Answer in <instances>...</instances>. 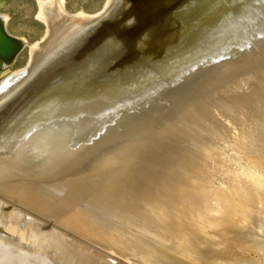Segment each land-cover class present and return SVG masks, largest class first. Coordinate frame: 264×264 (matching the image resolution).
Masks as SVG:
<instances>
[{
  "label": "rangeland",
  "instance_id": "rangeland-1",
  "mask_svg": "<svg viewBox=\"0 0 264 264\" xmlns=\"http://www.w3.org/2000/svg\"><path fill=\"white\" fill-rule=\"evenodd\" d=\"M126 1L127 0H0V32H3L4 35L6 34V37L9 38L10 41L11 40L13 41V45L16 44V47L14 46L15 48L14 47H13L14 49L12 48L14 50V52H12V53L8 52V54L1 52V54H0V101L3 103L2 105H4V102H6V99L10 100L12 103V105H11V103L9 101H7L6 103H8V104H6V106H3V108H2V105L0 104L1 105L0 108H2V109H0V111H2L3 109L5 110L6 107L9 108V107H12L14 105L20 104L19 105L20 108L18 109V111L16 113H12L14 115L11 114L12 117L8 118L9 121L7 120V121H4L3 123L0 124V128L5 124L4 125L5 128L4 127L1 128V131H3L4 129L7 128L6 127L7 122L9 124V125H7L8 128L3 131L4 133H5V131H7L6 132L7 134L1 135L3 132L0 133V135H1L0 136V142L1 143H11V147L14 148V146H16V144L18 142H20L22 140V138H24L26 136V134H32V133L35 135H33L34 137L32 136L31 142L35 143L38 141H44L47 138V136L44 137L43 132L41 131V128L43 126H46L48 123H51V124H53L54 122L56 123V121L59 120L58 118H60V119L64 118L65 116H67L68 113L72 114V112L71 113L69 112L70 111V109H69L70 105H68L69 104L68 102H70L71 99H70V101H66L67 97H68L67 95L69 93L75 94V93H73L75 91V87H73L74 88V91H73L72 86H71V90L73 92L69 89L70 85L72 84L71 80L74 81V80H76L75 78L81 77V75L89 72V74L87 73L86 75H88V78L91 80L90 81L91 82L90 85H91L92 83H94L96 78L98 76H100V74L97 73V70L99 69L101 71L102 68L103 69L105 67L107 68V66L103 65V63L101 65L103 67L100 66L101 63H99L100 62L99 60H101V59L93 60V62L95 63L94 64L92 62V59L88 58V54H86V55L81 57V66L75 68L73 72H72L73 69L70 68V67H72V65L67 67V68H70L68 70L65 67V70L62 71L65 73H62L61 71L58 72V74L60 73L61 76H59L57 74H55V76H53V77L51 76L52 80L54 79V81L45 77V76H47L48 68L54 63V60L57 59V57L58 58L63 57V56L72 57V54H73L72 45H73V43H76L74 41L76 39H78V37L80 35H83V34H86L90 31H92L94 29V27L96 26V24L92 25V23H96L98 20L100 21V18L102 19L104 15L110 16L111 14H113V12L117 11L118 8L126 7L127 6V4L125 3ZM215 1H213V0L209 1L210 5L213 9L209 12V14L205 18L198 20V25L197 24L194 25V29H198L202 25L207 26V21L210 19V17H217L219 20H226L227 19L229 21V24L227 26V31L219 33L220 39L221 38L222 39L219 43L220 47L216 51H215V49L218 46L216 48H213L212 51L206 50L203 53H199V51H194V50H196V47L199 48L198 45H196V47H193V48L191 47V49L187 48V49H185V51H182L176 45L169 47V48H165L162 45L158 44L157 42L153 43L155 45V47L153 45H149L148 43L147 44L145 43V45H147L148 47H151V49H152L151 50L152 52L149 55V58H152L153 60H158V58H160V57H167V56H169L170 60H173V57H181L180 55H182L183 52H184V54L182 56H185V58H186V59H182L185 61L184 65H181V66L175 65L176 71L174 69L173 71H170L169 73L164 75L165 77L160 76V79L155 81L153 84L148 85L147 87L146 86L145 87H141V86L138 87V86H136V84H139L142 81L141 80L142 77H145L146 74H148L149 72H153V69H154L153 67H149V68L148 67H136L134 69L129 70L127 68V66L129 64L126 63L124 60L121 63L122 66L119 70L114 68V70L111 73H108V72H107V74H105V72L101 73V74H104V75H101L102 81L106 82V84L104 83L103 86L106 89V96L105 97L108 99V103H107L108 104V106H107L108 110L104 113H101V114L99 112L98 113L94 112L91 115V118H90V121H91L90 133L91 134L88 135V138H87L88 141L84 140V142H83V140H82L83 145L82 144L81 145L84 148L81 147L82 149L80 152H82V150L85 152L86 150H84V149L88 150L89 147L92 146L93 142H95V144H97L99 146L100 145L103 146L102 148H104L106 150H107V148H109V146L110 147L114 146L113 148L116 147L117 150L120 148L122 149V147H123L122 155L124 154L127 157L130 155H132V156H136V154L139 155V160L141 159V161H140L141 163H140V165L139 164L136 165L138 167V169L132 170L134 172L131 174L120 175V177L118 179L112 180L113 174H111V173H112L113 169L115 172L116 171L115 169H118L121 165V164H119L121 162H118L119 159H117L115 156V152H106V150L105 151L103 150L101 157H99V156H93V154H95L96 152H94V150H92L91 151L92 153H90V154H92L91 156L85 157V158L82 157L80 159L81 162L78 161V163L73 165V167L69 171H67V173H64V175H62V177L64 179H62V177H60V178L57 177L56 178L57 182L55 181V179H54V181H53V179H50L48 182L40 181L41 184H39L40 179L37 178L38 174H35V173L32 174L31 173V175L30 174L23 175L24 177L19 176L21 178H19L18 176L17 177L15 176V177L11 178L12 181L11 180L9 181L10 182L9 185L3 187L4 189H2V191H3V193L6 192L5 193L6 196L4 194L0 193V202H1L0 205L2 208H4L5 213L9 215V216L8 215L7 216L10 218H13V219L16 218V220H13V221L22 222L20 225L21 229H23L24 226H26L23 224H28L29 226L27 225L26 227H29L32 230H34V232L31 233V229H29V231H27V234H25V238H24V236L21 237L22 241L20 239L18 241V239H14V235L9 236L8 234H7V236L9 237V240H6L5 237H3L4 241L0 239L3 243L6 242V244L8 245V247L10 249H14L13 247H16V245L18 246V248L20 246L22 249H25V250L28 249V250H26L27 252H25V251L23 252L21 250V248H19V251L21 250L22 252H20V254L17 255V259H15V264H19V262H21V261L24 262L25 264H40V263L41 264H61L60 262L63 260L64 261L62 262V264L63 263L68 264L67 261H65L68 259H72L71 260L72 264H76L73 261V257L75 255L76 251L79 252L81 250V248L78 249L79 247L87 246V245H88L87 247L90 246L89 248L90 249L92 248L93 251L89 250V248H87L88 250L85 248V250H87L89 252H93V253L92 254L89 253L88 255L87 254L86 255L87 256L90 255L91 258L93 257L92 255L96 256V257L94 256L95 259H94V257L92 258L93 264H95V262H97L96 260L99 258L96 254H99V252L101 253L102 251H103L102 254L104 253L105 256H103L102 254L101 255L99 254V256H100L99 259H103V260L101 261L98 259L99 260L98 264H102L103 261H104L103 264H105V263L106 264H108V263L109 264H115L117 262H118V264L119 263L120 264H135L136 263L135 262L136 260L133 261V259H129V260L123 259L122 256L119 258V257H117L118 254L116 256H113V255H115L113 253L114 251L113 252L110 251L111 249L113 250V248L111 247L112 245H110V247H109V244L105 245L106 248L108 247V249H109V250H107L104 247L103 243H102L103 246L100 245L101 242H99L98 240H97V242H96V240L94 242V239L92 237H89L90 239L89 238L87 239V236L85 233L83 234L84 236L82 235V233H80V231L84 232L83 230L79 229V231L78 230L76 231L77 225H74V224H72V228H70L71 224H69L70 227L69 226L67 227L66 225H68V223H66L65 226L67 228L68 234L66 237H64V240H65V238H68V240H66L67 243L65 241V244H68L70 241L71 242L74 241V243L77 242V243H75L77 246L75 244L69 243V245H72V246L75 245L74 247H76V248H74L73 252L72 251L66 252L65 250H62L63 251L62 252L61 250H58L55 248H53V250H52V248L48 247L50 243H53L56 240L55 239L56 238L55 237L56 231L54 232V230H56L55 229V228H57L56 223L58 222V219L60 218V217L58 218L56 216L57 215L60 216L61 211L63 209H65L67 207V205H71L70 202H72L74 204V205L72 204L71 207L77 208V206H78V208H79V207L83 206L82 209H80V210L88 209V208H86L88 206L86 203H82V201L80 202L77 199L75 200V198H73V197H72V200H70L68 202L69 204L66 205L65 199L67 197V194H65L62 197V195L59 193H61L63 184L70 183V182H72V183H70L69 187L72 190H74L73 193H75V194L77 192L83 193V195H86L89 199H91L92 202L90 201L89 202L90 204L93 203L95 205V203H96V205H97V203H99L98 199L100 196L101 202L103 201V203H104V201L107 200L109 202L108 207L111 205L110 209H112V210L114 209L113 211H116V212L119 211L120 212V211H122L123 207H125V210L122 211L123 214H125L126 212H129L127 210H130V212H132V214L129 212L130 215H133V212H134V214L137 213L138 216L134 215V216H136L137 219H135V217L133 216V218H134L133 221L134 220H137L138 222H139V220L143 221L144 219H147V216L145 214L150 213V214H148V219H147L146 223H149L148 222V220H149V221H152V222H150L151 224L156 223V222H157V224H159L158 222L160 220V224H162V223L164 224L166 219L168 220L169 218L170 219L172 218V220H173L172 223H174L173 227L176 228L178 226V224H180V228L179 227H177V228L182 229L186 223L185 220L190 219L189 217H191V216L193 217L192 219H194V218L196 219L198 217L197 219H201V220L202 219L208 220L211 218L212 219L213 218L214 219H228V220H225L226 223L224 225L225 226L229 225V222L231 221L232 223L230 222V224L232 225V227L230 228V232L228 234V236L230 237V238L228 237L229 241L226 240V241H228V243L226 244L225 243L226 241H225L224 242L225 245L222 246L223 248L225 247L224 249L222 247L219 248L218 245H216V243L214 245H211V246L208 245L209 240L211 239L210 237L213 236L212 234H209V233L212 232L211 229H213V228L206 230L208 232L209 231H211V232H209V233L205 232V229H202L200 224L198 225L195 221H193V222H195V223H193L191 220L190 221L192 222L193 227L190 224L191 222H189L187 220L188 224H190V225H187L189 227V228H187V229H189L188 231L193 233L194 231L196 232L197 228H199L202 231V233L200 232L199 229H197V232L196 233L194 232L195 234H192V236L194 237V239H193L194 242H192V240H191L192 236L188 240H190V242H192V243H195L197 245L198 249H199V247L201 248L204 245L206 247L205 248L206 250L209 248H213V249H215L216 247L219 248L218 252L220 253L222 251L224 253V255H223V253L221 255L223 258L225 257L226 260H229V264H232V261H233V264H244V263L249 264L251 262V260L253 262L252 264H264V248H263L264 244L263 245L258 244V243H260V241H262L264 243V240H263L264 239V207H263L264 206V200H263L264 199V197H263L264 196V145H263L264 144V135H263V138L260 135L261 132L264 134V132H263L264 126H263V124L261 125V123L260 124L258 123V120H260L261 117H264L262 115H261V117L259 116V113H261V112H262L261 114L264 115V109L259 110L260 107L261 108L264 107V75H263V73H264V58H263L264 55L263 54L264 53H262V51L264 52V41H263L264 37H262V36H264V18L253 19V20L251 19V20H249V23H245L244 25L235 24L234 21H232L231 17L228 16V14L226 15V12L229 11V10H227V8L229 6L228 4H230L229 7H231L232 10H235L236 12L239 13L241 21L243 20V18L244 19L246 18L244 10L247 8V6L245 8L244 5H242V3H238V2L235 3L234 0H230V3H229V0H224L225 2L228 1L227 3H224V1L222 2L220 0H218V1L215 0ZM121 3L122 4L124 3L125 5L123 4V6H122V5H120ZM181 3L182 2L177 3L176 4L177 7L175 6L174 9H178V7L183 8V6L187 4V3L186 4L182 3V6H181ZM189 5H190V3L187 4L186 6H189ZM172 11H174V10H172ZM248 15H249V13H248ZM90 22H92V23H90ZM116 25H120V29L122 30V34L120 33L119 29H114V31L112 32V37H111V33L108 32L107 33L108 38L107 37L105 38L106 41L104 42V44L110 45V38L114 39L115 43L120 41L121 46L120 45L119 46L121 47V49H122V45H123V50H124V48H125V50H128L130 48L129 54H127V58H131V57H133L135 52L134 51L131 52L130 50L137 51L136 49L138 46V45L136 46V44H135L136 42H133L134 38H136L140 35H144V32H146V30L148 28H145L144 30L142 29V31L139 30V33H138L137 32L138 28L134 27L130 23L123 22L122 17L119 18ZM71 27L73 29H75V31L73 29H70V30L65 29V28H71ZM115 28H117V27H115ZM63 29L65 31H69L70 33L71 32L72 33L69 34V32H67L68 34H66V32H63L64 31ZM209 30L213 31L214 28L210 27ZM61 32H62V34L65 33L66 37L63 36L64 34L61 35L60 34ZM1 34L2 33H0V35ZM119 34H120V36H119ZM68 35H70V36H68ZM58 36H60V37H58ZM227 37L232 38L231 39L232 41L230 42L229 41L230 39H228ZM130 41L134 44V46H132L133 44ZM201 42L207 43V40H204ZM130 43L132 45H130ZM119 46H118V48H120ZM135 47H136V49H135ZM12 49L10 51H12ZM261 49H262V51H261ZM2 53H3V55L5 54L6 57H5V55L3 56ZM117 54H118V52H117ZM119 55L123 56L125 54L121 53ZM119 55L116 57H122ZM254 55H255V57H254ZM51 56H53V57H51ZM239 58H240V60H239ZM107 59H108L107 62H110V63H112L111 61H114V60H111L110 58H107ZM97 61H99V62L97 63ZM84 62H86L87 64ZM82 64H83V66H82ZM88 64H89V66H87ZM157 64L159 65L160 62L159 61L156 62L154 64V66H156ZM252 64H254V66ZM84 65H86V66H84ZM94 65H97V66H94ZM93 66H94V68H93ZM244 66H245V69H243ZM84 67H87V71L85 70L86 68H84ZM96 67H98V68L96 69ZM133 67H135V66H133ZM240 67H242V68H240ZM33 69H36L35 70L36 72ZM32 70L34 72L31 73ZM93 70H96V72ZM217 70H219V71H217ZM239 70H242V71L240 72ZM244 70H246V71H244ZM81 71H83V72H81ZM24 72H25V74H23ZM77 72H79V73H77ZM91 72H92V74H91ZM34 73H36V74H34ZM75 73L77 75L72 76V74H75ZM243 74L244 75H250L251 74L252 77L250 78V76L249 77L244 76ZM28 75H30L29 77H31L30 78L31 80L27 78ZM86 75H83V76L86 77ZM92 75H94V77L96 76L95 80L93 79L94 77ZM229 75L230 76L232 75V76L230 77ZM126 76H128L129 78L137 77V80H135L134 81L135 83H133V84H130V83L128 84L127 82L125 83L124 80H126V79H124V77H126ZM151 76H154V75H151ZM155 76H159V73L157 72ZM44 77H45V79H44ZM63 77H64L66 83L67 82L69 83L71 81L69 83L70 85L69 84L63 85L65 83L63 81L64 80ZM25 78H27V79H25ZM32 78H34V79H32ZM198 78H199V80H198ZM254 78H256L257 80L256 79L254 80ZM48 79L51 81H48ZM55 79L59 80L57 82L58 86L55 84L56 83ZM89 79H86V80L88 81ZM252 79L255 83L253 81H251ZM23 80H26L27 82L30 80L32 83L27 84ZM41 80H42V82H41ZM67 80H70V81H67ZM99 80H101V79H99ZM159 80H161V81H159ZM38 81L41 82L40 86L37 85ZM46 81H47V83H46ZM48 82L53 84V87L55 84L56 85L55 88L60 86L62 91H63V89H65V90L67 89L66 91L70 90L71 92L69 91V93L68 92L66 93L64 90L63 92H65V93H63L64 94L63 95L62 92L60 91L62 94L61 95L59 92L60 88L59 89L57 88L58 91H56L57 90L56 89L55 90L56 92H55V91H53L55 88H50V87H52V85L48 84ZM60 82H62L61 85H60ZM6 84H8V86ZM24 84L25 85L27 84L28 86L31 85V87L28 88V86L26 85L28 90L27 89L25 90L24 88L26 86ZM21 85H24V88L22 87L24 90L22 88H20L22 90H21V92L18 90L19 91L18 93H21V94L24 93V95H23L24 99H23V96L20 94V97L22 96L21 97L22 101L23 100L26 101L24 103L22 101H20L21 98L18 99V96H16L15 92H14V91H17V89H19V87H21ZM64 86H65V88H64ZM3 87L4 88L6 87V89H4ZM14 87H16L17 89ZM35 87H37V89ZM38 87H40V88H38ZM195 87H198V88H195ZM209 87H213L214 89L211 90L212 88L210 89ZM180 88L181 89L183 88V89L180 90ZM199 88H200V90H199ZM1 89H4V90L1 91ZM34 89H36V91ZM177 89H178V91H177ZM216 89H217L218 94L215 91ZM221 89H222V91H221ZM31 90L32 91L34 90L36 92V94H34L35 92H29ZM174 90H176V91H174ZM11 91H13V92H11ZM22 91H24V92H22ZM50 93H52V97H53L52 100L50 99L51 98V95H49ZM11 94H14L16 97H14V95L11 96ZM53 94H56V96L58 98L56 96L54 97ZM72 94H69L68 100H69L70 96H72ZM177 95H178V97H177ZM59 97H61V98L63 97V99L60 98V101L57 100V99H59ZM55 98H57V99H55ZM62 100L66 101V102L64 103ZM12 101H14V102H12ZM54 101H55V104H54ZM58 101L60 102V104L62 103L63 105L60 106V104H58L59 103ZM20 102L23 104H21ZM253 102H255V103L257 102L258 106L255 105ZM66 103L69 107L67 105L65 106ZM182 103H184V105ZM180 104L183 105L182 109H181V106H179ZM56 105H58L60 107L65 106V108L68 107V108H66L69 110V111L67 110L68 113H67V111L64 110L65 108L63 107V110L66 112V114L64 111L63 112L61 111L62 113L59 115L60 111L58 113V110H60V109H58L57 108L58 106H56ZM76 106L82 107L83 105H82V103H81V105H80V103H78ZM76 106H74V107H76ZM78 107H76L77 110L81 108V107L80 108H78ZM54 108L55 109L57 108L56 113L52 114L51 111H55V110H53ZM76 108H74V110H72V111L76 112V110H75ZM253 108L255 109L254 110L255 112H252ZM61 110H62V108H61ZM253 113H255V114H253ZM257 113H258V116H256ZM55 114H57V115L54 116ZM245 114L250 119L252 118V116H255V118H252V119H256V118L258 119V120L256 119L257 122H253V121H255V120H253L252 125H251V123L249 124L252 127H250L248 125L249 131L252 130L251 131L252 135H254V136L257 135L254 138L252 137L253 141L255 143L252 141V139L250 137L252 135H249L251 133L249 131H247L248 129H247L246 124L251 122V121L246 119L247 117H244ZM250 114H252V115H250ZM39 117H43V119L46 121V123L43 121V119H41ZM213 117H215V118H213ZM243 117L246 120L243 119ZM239 118H240V120H239ZM38 119H41L42 121L38 120ZM47 119L49 121H47ZM262 119L264 120V118H262ZM237 120H239V122L242 120V123L241 122L239 123L242 125H243V122H245L244 123L245 128H244V125L243 126L241 125L242 127L238 126L240 128V129L238 128L239 130L235 129L236 131L235 130L233 131V129L237 127V126H235V125H237L236 124ZM73 122H76V120L72 119V121L70 122L72 124V127L74 125L73 128L75 129L76 124ZM233 123H235V124L233 125ZM257 123H258V125H257ZM254 124H255V126H254ZM232 125L235 127H233ZM256 126H259V127H256ZM72 127L70 125V128H72ZM218 127H221V128L218 130ZM226 127H231V128L227 129ZM232 127H233V129H232ZM37 128H39V129L37 130ZM213 128L214 129L217 128V129L214 130ZM241 128L244 130L241 131L242 130ZM204 129L208 130V132L206 131V135H205V131L202 132ZM111 130H113V132L110 133ZM145 130H146V132H147V130L150 131V133L148 132L150 136L148 135V133L145 132ZM220 130H222L221 133H220ZM228 130H232V131H228ZM70 131L72 132V130H70ZM213 131H214V133H213ZM245 131H247L246 133H248L249 136H247ZM210 132H212V133H210ZM215 132L219 133L221 136L224 135L223 133H226L225 135H227V137H229L228 140L225 139V138H227L225 135L223 136L225 138H222L220 135H216V137L220 136V138L219 137L213 138L215 136L212 137L211 135H213V134L215 135L216 134ZM231 132H234V133L236 132V134L235 135H234V133L231 134ZM253 132H255V134H253ZM258 133H259L260 141L257 138ZM241 134H243V135L240 136ZM111 136H114V138L113 137L111 138ZM230 136H233V137H230ZM244 136H247V138L251 139V141H252L251 145L249 144L250 140L247 139L248 141H246L244 139ZM239 137H241V139ZM218 138L220 140L221 139L226 140L227 142L225 141V143H228L229 139H231V141H229V143H228V144H230V146L227 144H226L227 147L224 146L225 143L222 142V140H221V142H220V140L218 141ZM255 138H257V140H254ZM113 139H116L115 140L116 142ZM215 139H217V142L215 141ZM23 140H25V139H23ZM204 140L205 141L207 140L206 144H204L205 142H202L203 144L201 143V141H204ZM233 140L235 143L233 142ZM235 140L237 142H240V146L237 144V142ZM90 141L92 144L90 143ZM109 141L111 142L110 144H109ZM198 141L200 142L201 145L199 144ZM258 141H259V143H258ZM218 142L220 144H222V143L223 144L220 145V144H218ZM244 142L246 143V146H245ZM247 142H249V143H247ZM260 142L262 144H260ZM86 143H88V144H86ZM197 143L199 146L197 145ZM231 143L234 146H232ZM241 143H244V144L242 145ZM119 144L122 146H120ZM163 144H164V146H163ZM207 144L210 145V147L213 146V148L209 147L211 149V151H210L211 156L214 153L213 149L214 150L216 149L215 147H217L218 145H219L218 147L223 146L222 148L217 147L219 151L221 149L220 152H218V150L217 151L215 150L216 151L215 153L218 154V157L220 154L221 159L219 158V160L222 162L223 161L222 159H224V162H222V163H220V161L218 160V164L219 163L222 164L221 168L219 167L220 164L219 165L215 164V166L213 164V163H217V162H215L217 160L214 159V156H216V158H217V155H215V153H214L213 157L208 155L209 156V159H208V158H206L207 155L205 156V154H204L205 157H203V155L199 154L200 152L196 151V150H198L197 148H200V149L203 148L201 150H206V147H208ZM216 144H218V145L215 146ZM247 144L250 145L249 146L250 148L247 146ZM255 144H258V145L255 146ZM84 145H86V146H84ZM203 145L204 146L206 145L205 148ZM201 146H203V147H201ZM235 146H236V148H235ZM237 146L239 149L237 148ZM225 147H226V149H224ZM228 147L230 149H228ZM131 148H133V149H131ZM191 148H194L195 150H193ZM241 148H242V150H240ZM109 149H111V148H109ZM8 150H10L9 153L13 151V149H8ZM164 150H165V152H164ZM192 150L196 151V152H193ZM223 150H225V151H223ZM228 150L231 152V154H229L230 156L228 154H226V153H229ZM232 150H235V151H232ZM244 150H246V152ZM114 151H115V149H114ZM162 151H163V154L166 155V156L164 155L165 158H170L171 161L173 160V158L175 159L173 162L174 164H176L175 161L179 162L180 160H186L187 152H189V153L191 152V154L194 153V154H192L191 158H193V160H196L195 155L198 153L197 159H199V160H197L196 162L193 161L194 164L192 166V168L194 169L195 175H193L194 173L191 174V175H193V177L190 176L189 174H187V175H189L190 177L187 175H183V174L181 175L182 180L185 178V176L190 178L191 183L193 182L192 186H190L191 185L190 181H189L190 184H188L189 179L187 177H186L187 179L185 178L187 181L184 182V180H185L184 179L183 182L181 183V184L187 183L186 185H182V187L184 186L186 188V190L181 189L182 188L180 186L181 184L178 182L177 179H176L177 182L174 181V182H176L175 183L176 188L174 187V183H173L174 179H166V180L163 179L164 182L161 181L162 186L164 187L163 188L164 193H166V194H167V192H171V190L172 191L175 190L179 194L181 192V191L179 192V190H183V194L184 193L186 194V191H187L188 194L185 196L187 197V200L190 199L188 201L186 200L185 196H182L183 194L179 196V194H176L177 192H175V191L174 192L176 195L174 194V192L169 193L170 195L172 194V197H174L175 201H176V199L180 198L179 201L181 200L180 202L182 203V205L180 206V203L178 205L177 202H173V200H172L173 204H171V206L176 203L177 206L178 207L180 206V208H182V209L187 208L184 210L186 212H187L188 208H190L191 210L194 209L193 212L190 210L192 213H189V211H188V213H189V214L187 213L188 215L185 212L184 213L185 216L183 215L184 217H182V215H181V213H183V210L181 209V212L179 213L180 210L177 211V209H179V208L176 205L172 206V207H174L173 211L177 207L176 213H173L174 215L173 214L170 215L172 208H171V206L169 207V205H170L172 197H171V199H169L170 202H167L168 203L167 207H169L171 209V210L169 209L170 211L167 210L166 208H162V207H161L162 209L159 208L160 209L159 210V209H157L158 208L157 206H159V205H157L158 203H156V204L151 203V202L145 203V202H149V201H145V200L142 201V199H138V198H135V200H134L135 203L132 205L130 204L131 202L128 203L130 205H127L126 203H125L126 204L125 205L121 202L119 204L117 202L119 200L118 196L123 195V187L122 186H124V188L126 187V189L130 191V192H128L130 194L131 191L133 193V191L137 190L135 188H139V185L141 186V185H145L147 183V180L146 181L142 180V178L144 177L143 176L144 166L142 168V163L148 159H149V161H151V160L155 159V157H156V159H158V155L160 157L162 155V153H161ZM134 152H135V154H134ZM169 152H170V154H169ZM233 152H234V154L238 153V154H236V157H231V156H234L232 154ZM240 152L242 154L241 157H244L243 159L246 163L245 165L247 166L245 168L246 170H244V172L246 171V174H248L247 170H249L248 172L251 171V173H249V175L252 174L255 177V179L252 175H251L252 179L248 175H247L248 179L246 177H244V175H243L244 174V172H243L244 168L243 167H242V170L238 169L240 166H244V164L241 165L243 162L242 158L240 159V157H238L240 155L239 154ZM12 153L17 154V150H15ZM181 153H182L183 157H185L184 159L182 158ZM243 153H244V156H243ZM191 154H189V155L187 154V157L190 156ZM22 155L25 156L27 154L22 153ZM170 155H172V156H170ZM200 155H201V158H199ZM119 156H117V157H119ZM142 156H144V157H142ZM178 156H179V158H178ZM234 158H236V159H234ZM211 159H212V161H211ZM18 160H21L19 162L22 163V159L18 158ZM201 160H202V162H201ZM203 160H204V162H203ZM251 160H253V161H251ZM198 161H199V163H198ZM247 161H248V163H247ZM249 162L251 163V166H250ZM195 163H196L197 168L199 166V169L196 168ZM224 163H226L225 166H223ZM238 163H239V165H238ZM1 164H3V163H1ZM1 164H0V175H3V173L6 172L7 175L5 173V176H8V173H11V170L7 169V168H9L8 166H2ZM84 164H86V165H84ZM116 164H117V166H116ZM201 165H203V166H201ZM100 166H101V168H100ZM226 166L228 167V169ZM177 167L174 166V168H172V169H175L178 172L180 171V174H181L182 173L180 170L181 168H179V170H178ZM217 167L220 169H218ZM92 168H93V171L85 174L83 181H82V179L80 181H78L79 177L82 176V174L86 173L90 169L92 170ZM215 168L218 171L215 170ZM224 168L226 170H223ZM105 169H106V171H105ZM111 169H112V171H111ZM109 171H111V173H109ZM182 171H183V169H182ZM195 171H198V172L196 173ZM223 171H224V173H223ZM237 171H239L240 173L242 172L241 176L243 175V177H244V183H245L244 185L245 186H243L241 183L242 181L236 177L235 172H237ZM170 172L174 176L178 175V174H175L178 172H175L173 170H170ZM206 173H207V176H206ZM218 173H219V175H218ZM93 174H94V176H93ZM216 175H218V176H216ZM194 176L198 179L194 180V179H196ZM210 176H212V177H210ZM215 176L217 179L215 178ZM104 177H105V179H104ZM179 177H178V179L180 181L181 177L180 178ZM191 177H192V179H191ZM120 178H121V180H120ZM256 178L258 180L260 178L261 179L259 181L258 180L256 181ZM94 179L99 180V185L97 184V182L94 183ZM169 180L173 186L169 185L170 182L169 183L167 182L168 189L165 190V187H166L165 181H169ZM206 180H208V181H206ZM245 180H247V182H248V180L251 182L248 185H246ZM261 180H263V183L261 182ZM36 181L39 185L36 183ZM107 181H109L111 185L107 184ZM204 181H205V183H204ZM252 181H253V185L255 184L254 186L252 185ZM18 182H20V183L18 184ZM196 182H198V183H196ZM223 182H224V184H223ZM260 182L262 184L261 186H263L262 188L260 186ZM127 183H130V184L127 185ZM163 183L165 185H163ZM194 183H196V184H194ZM206 183H207V185H206ZM73 184H75V185L73 186ZM101 184L104 187H100V186H102ZM105 184L108 186L106 187ZM197 184H199V185H197ZM201 184L203 185V187ZM257 184H259V185H257ZM12 185L14 187L16 186V188H14ZM35 185H37L39 188H40V186H41V188L42 187L43 188L41 189V191H37V190L34 191V190H32V187H36ZM196 185L198 187L201 186L202 188L200 187V189L197 188V190H195L194 186H196ZM9 186H12V187H9ZM206 186H208V187H206ZM6 187L7 188L9 187V189H7ZM173 187L175 189H173ZM187 187H188L189 191L187 190ZM189 187H191V190ZM192 187H194L193 189L195 190V192L192 189ZM219 187H221V188H219ZM10 188H11V191H9V193H8L7 191L10 190ZM13 188L17 192H21L24 190L25 193L28 195V199L19 200L16 197H14L15 195L11 194V192L14 190ZM39 188H38V190H40ZM44 188H45V190H44ZM81 188H83V189H81ZM170 188H171V190H169ZM206 188H207V190H205ZM227 189H229V190H227ZM260 189H263V191H261ZM200 190H201V192H198ZM217 190H218V192H216ZM45 191H47V192H45ZM50 191L53 193H51ZM221 191H222V193H221ZM196 192L199 195L195 196L194 193H196ZM203 192L204 193L208 192V193L207 194L205 193V195H204ZM47 193H51L52 196H53V194H55L54 195L55 197L53 196V198L59 200V202H57L55 200H51V203L55 204L52 207L53 209H51L52 210L51 212H45L40 208V206H41L40 204L44 203L50 197L49 195H47ZM9 194H11L13 196H10ZM56 194L57 195L59 194L61 196L57 197ZM111 195H112V197H109ZM170 195L168 196V194H167L166 196H168V198H170ZM191 195H193V196H191ZM206 195H208V197ZM181 196H182V198L184 197L183 200L185 199L184 201H187V202H184L181 199ZM188 196H191V197L189 198ZM59 197H61V198H59ZM161 197L162 196L158 197L157 199H160ZM164 197H165V194L161 198L163 202H164V200H163ZM194 197L200 198L199 202L197 201L198 199H195ZM222 197L225 200V201H223V202H225L224 204H223L222 200H220V198H222ZM226 197H228L229 200L231 198V200L228 201ZM258 197H260V201H257V200H259ZM129 198L132 199V195L129 196ZM73 199H74V201H73ZM161 199L158 202L162 203ZM192 199H193V201L196 200L195 202L192 201L193 202L192 204L196 205L198 209L196 208V206H195V208H193V206H192L193 209L191 207H189L192 205L191 203H189ZM234 199H235V201H234ZM1 200H5V201H1ZM233 201H234V203H233ZM116 203H118V204H116ZM185 203H186V205L183 206ZM195 203H197V204H195ZM199 203H201L200 207H198ZM262 203H263V205H262ZM145 204H147V205L143 206ZM149 204H150L151 208L148 206ZM227 204H229V206ZM235 204H237L238 206L237 205L235 206ZM155 205H157V206H155ZM216 205L218 208H216ZM225 205H226V207H225ZM248 205H249V207L247 208ZM136 206H139V207L137 208ZM108 207H106V208L109 209ZM230 207L233 209H231ZM148 208H150V209H148ZM152 208L154 209L153 212H152V210H153ZM131 209H132V211H131ZM146 209H148L149 211ZM163 209H164V211H163ZM165 209L167 211H165ZM209 209H210V211H209ZM89 210L88 211L91 213L90 207H89ZM157 210H159V212ZM197 210H198V212H197ZM235 210L237 213L234 212ZM124 211H126V212H124ZM160 211L163 213V216H164V212L168 213V211H169L168 215L170 217L165 213V215L168 217L164 218L165 220H162L163 218L157 217V214L153 215L154 212H156L158 214L161 213ZM243 211H245L246 213ZM9 212H12L11 214H13V213L14 214L11 215ZM19 212H21L20 213L21 216H19ZM195 212H197L198 214L202 212L201 214L204 217L201 214L198 215ZM242 212H243V214H240ZM90 213H89V216H90ZM101 213L98 214L99 216L97 215L96 217H93V215H92V216H90L91 218L89 217V219L88 218L87 219L85 218V219L89 220L90 222H96L97 220H101V223H102L103 220H107L108 218H105V217H107V215H105L104 213H102V214ZM151 213H153V214H151ZM193 213H195L197 215H195V214H194L195 216L190 215ZM210 213H212V214H210ZM28 214H29V216L30 215L31 216L29 217ZM175 214L177 216H175ZM178 214H179V217L181 216L182 221L181 220L179 221L180 218L178 217ZM33 215L35 217H33ZM127 215H128L127 213H126V215H124V217H123V215H121L124 220H122V219L118 220V221H121L118 223V224H120L119 226L122 227L125 224H126V226H124V227L130 226V225H127V223L129 224L130 222H128V221H126V223L122 222V221H125V219L128 217ZM172 215L175 217H171ZM125 216H127V217L125 218ZM160 216H162V215H160ZM31 217L34 219V221H33V219H31ZM119 218H120V216H119ZM151 218H153V219L151 220ZM155 218H157V219H155ZM177 218H178V220H176ZM27 219H28V222L26 223ZM29 219L31 222L29 221ZM129 219H130V216H129ZM131 219H132V217H131ZM170 219H169V221L171 222ZM183 219H185V220H183ZM230 219H233L234 222ZM23 220H25L24 221L25 223L23 222ZM118 221L115 220L114 222H118ZM133 221L131 222L132 224L130 223L131 225L136 226L137 224H139L138 226H139V228H141L142 226H144L143 224H145V227H147L146 223H142V221H141V223H138L135 221L136 224H133V223H135ZM145 221L146 220H144L143 222H145ZM154 221H156V222H154ZM227 221H228V223H227ZM9 222H11V220H8V223ZM170 222H167L168 224H166V226L170 225ZM176 222L178 224H175ZM39 224H41L42 226ZM103 224L104 225L101 224V226L103 228H104V226L106 227L105 229L109 228V227H107L109 224L108 221H107V223L104 221ZM182 224H183V226H181ZM37 225L41 226V227H38ZM54 225H55V228H54ZM140 225H142V226H140ZM33 226H34V228H33ZM194 226H196L197 228ZM168 227H171L173 229V227L171 225ZM74 228H76V229H74ZM99 228L103 229L101 227H99ZM147 228L149 230V227H147ZM147 228H145V229H147ZM184 228H183V230H184ZM170 229H169V231H170ZM223 229H224V227H223ZM42 231L45 232V234L48 232L46 234L47 236L44 234V236H46V237L43 236ZM124 231H127V230H124ZM169 231H167V232H169ZM178 231L179 230H176V232H178ZM180 231H182V230H180ZM224 231H226V230H224ZM29 232H30V234H29ZM35 232L36 233L39 232V233H37L38 235L35 234ZM52 232H53V236L51 239L53 241L50 239V235H52ZM155 232H153L155 235L153 233H151V234H153L154 237L157 236L156 237V239H157L159 236ZM33 233L36 235V238H37V236L40 235V236H43V240L45 239L44 240L46 243L45 249H44V246H42V247L45 250L44 251L45 253L47 251L46 254L44 252L41 253V251H43L42 247L41 248L36 247V244H34L35 242H38L39 240L33 241V240H36L35 235ZM40 233H42V235ZM79 233L81 236L79 235ZM126 233L124 234V236H122L125 239L122 238L121 236H120V238L118 236V238L122 239V240L124 239V241L128 240L127 242L131 241L130 243H132V241L136 242V243L140 242L133 235H131L133 237L130 236V238L126 239L127 237H129L128 235L131 234L128 232H126ZM159 233H161V231H159ZM170 233H173L172 230L170 231ZM174 233H175V230H174ZM1 234L4 235L3 232ZM1 234H0V237L2 236ZM147 234H150V233H147ZM197 234H198V236H196ZM204 235L206 236V238ZM31 236H33V238H31ZM150 236L151 235H149L148 237H150ZM153 236L151 237L152 239H153ZM195 236L198 237V239H199V237L203 236L204 237L203 241L204 240L205 241L203 242L201 240L202 238L198 240ZM53 237H55V238L53 239ZM160 237L158 239H160ZM28 238H29V240H28ZM132 238H134V240ZM31 239H33L31 241L32 244L30 242ZM70 239H72V240H70ZM129 239H131V240L129 241ZM161 239H163V238H161ZM195 239H197L196 242H195ZM206 239H207V241H206ZM215 239H217V237ZM254 239H255V241H253ZM258 239H260V240H258ZM78 240L80 243L78 242ZM246 240H248L247 241L248 243L245 242ZM16 241H18V242H16ZM84 241H86V242H84ZM182 241H183V243H182ZM182 241H181V243L183 245L185 239H183ZM2 242H0V245L2 244ZM23 242H25L24 244H27V245L26 246L23 245ZM28 242H30V244ZM141 242L139 244H141ZM160 242H163V241L160 240ZM190 242L186 241L185 244L189 245ZM198 242L199 243L202 242L204 245L201 243V246H200V244L198 245ZM254 242H256L257 244L256 243L254 244ZM262 242H261V244H262ZM17 243H19V244H17ZM20 243H22V244H20ZM178 243H180V242H178ZM205 243L208 245V247ZM47 244H48V246L46 249ZM80 244H82V245H80ZM84 244H86V245H84ZM164 244H166V243H164ZM78 245H79V247H78ZM144 245L146 246V244H144ZM148 245L149 244H147V246ZM196 245L194 246L195 248L194 247L193 248L190 247V249L188 248L189 251L191 252V255H193L194 251H196L194 253V255H196V253H197L198 255L203 256L201 253L205 252L206 250L204 249L205 251H203V248H201L200 249L201 251L200 250L197 251L198 249L196 250ZM226 245H228L230 247V249L225 252L223 250L228 249V247H226ZM258 245H259V248L262 247V249L259 250L257 247ZM27 246H31L32 248L31 247L26 248ZM145 246H144V251L151 248V245H149V247L146 246L147 249L145 248ZM166 246H171V244H167ZM175 246H174L175 247L174 248L172 245V247L175 250H173L172 247H169L168 249L171 248L170 249L171 251L172 250L176 251V249H178L177 247H179V246H177L176 244H175ZM254 246H256L257 248ZM231 247H232V249H231ZM155 248L153 247L152 249L157 250ZM50 249H51V252H50ZM221 249H223V250H221ZM170 250H167V251H170ZM52 251H54V252H52ZM55 251H56V253H55ZM106 251H109V252H106ZM229 251H231V252H229ZM2 252H3V250L0 249V255ZM57 252H59V253H57ZM111 252L113 254H110ZM11 253L8 254V256L6 258L9 259L11 257H15L16 254L14 252L13 253L15 255H13V253L12 254ZM61 253H63V254H61ZM65 253L67 254V256ZM71 253L73 256L71 255ZM57 254H59V255H57ZM170 254H173V252H171ZM62 255L64 257L65 256L66 257L64 258ZM68 255L71 256V258H69ZM53 256L54 257L58 256V258L56 259ZM87 256L85 258V261H82L79 264H82L83 262L86 263L89 259ZM112 256H113V258H112ZM59 257H61V258L59 259ZM222 257H221V260L223 259ZM229 257L231 258V260ZM245 257H246V259L248 257L249 263L247 261L248 259L247 260L244 259ZM3 258H5V257H3ZM243 260L246 262H244ZM58 261H60V262H58ZM89 261L91 262V259H89ZM89 261L87 263H90ZM100 261H101V263H100ZM92 262H91V264H92ZM242 262H244V263H242ZM136 264H139V262H137Z\"/></svg>",
  "mask_w": 264,
  "mask_h": 264
},
{
  "label": "bare ground",
  "instance_id": "bare-ground-1",
  "mask_svg": "<svg viewBox=\"0 0 264 264\" xmlns=\"http://www.w3.org/2000/svg\"><path fill=\"white\" fill-rule=\"evenodd\" d=\"M186 1V2H185ZM189 1V2H188ZM210 0H127L125 3L127 4V6L126 7H124V8H118V10L117 11H115V12H113V14H111L110 16L108 15V16H106V15H104L103 16V18L101 19L100 18V21L98 22H96V23H92V22H90V23H92V25H95L96 24V26L94 27V29L92 30V31H90V32H88V33H86V34H83V35H80L79 37H78V39H76L74 42H76V43H73V45H72V47H73V54H72V57H66V56H63V57H57V59H55L54 60V63L48 68V73H47V76H45L46 78H49V79H51L52 80V77L53 76H55V74H57V75H59V76H61L60 75V73L58 74V72H62L63 70H65V67H66V69L68 70V69H73L72 70V72L74 71V69L75 68H77V67H79V66H81V57L82 56H84V55H86V54H88V58H91L92 59V62H93V60H99V59H101V60H99V61H97V63L99 62V63H101L100 64V66L102 65V63H103V65H106L107 66V68L105 67L104 69L102 68V70L100 71L99 69L97 70V73L98 74H100V76H98L97 78H96V76L94 77V75H92L94 78V80H95V78H96V80L94 81V83H92L91 85H90V79L88 78V75H86L87 73L89 74V72H87L86 74H83V75H86V77L85 76H83V75H81V77H77V78H75L76 80H67V81H70L72 84L70 85L68 82L66 83L65 82V79H64V77H63V81L65 82H63L64 84L63 85H67V84H69L70 85V90H71V86H72V89H73V91H74V88L73 87H75V91L73 92L72 90V92L73 93H75V94H72V93H69V91H66L65 89H63V91L65 90V92L67 93H69V94H72V96H70V98H69V100H68V97H69V94L66 96L67 97V100L66 101H70V99H71V101L70 102H68L69 104L68 105H70V107L67 105V103L65 104V106L67 105L68 107H69V109H70V111L68 110V109H66V108H68V107H66L65 108V106H62V107H60L61 105H63L62 103L60 104V98L61 97H59V99H57L58 97L56 96V94L58 93H56V94H53L54 95V97L56 96L57 98H55V99H57V100H59L58 102V104H60V106H58V105H56V106H58L57 108L58 109H60V110H58V113H59V111H60V113H59V115L65 110V111H69L70 113L72 112V114H69L68 113V111H67V116H65L64 118H58L59 120H57L56 121V123L54 122L53 124H51V123H48L46 126H43L42 128H41V131L43 132V135H44V137H46L47 136V138L44 140V141H38V142H35V143H33V142H31L32 141V136L33 135H35V134H26V136L24 137V138H22V140L20 141V142H18L17 144H16V146H14V148H12L11 147V143H1L0 142V162L1 163H3V164H1L2 166H8L9 168H7L8 170H11V173H8V176H5V173L6 172H4L3 173V175H0V193H2V194H4L5 196H6V192L5 193H3V191H2V189H4L3 187L4 186H7V185H9V181L11 180L12 181V179L11 178H13V177H19V176H23V175H28V174H30L31 175V173L33 174V173H35V174H38V179H40L39 180V182L40 181H44V182H48L50 179H53V181H54V179H55V181H56V178L57 177H62V175H64V173H67V171H69L72 167H73V165H75L76 163H78V161L79 162H81L80 161V159L83 157V158H85V157H89V156H91L92 154H90V153H92L91 151L92 150H94V152H96L95 154H93V156H99V157H101V154H102V152H103V150L105 151L106 149H104V148H102L103 146H99V145H97V144H95V142H93V144L91 143V141H90V143L92 144V146L91 147H89V149L87 150V149H84V150H86L85 152L82 150V152H80L81 151V149L82 148H84V147H82V140H83V142H84V140H87V138H88V135L89 134H91L90 133V129H91V125H90V123H91V121H90V118H91V115L94 113V112H96V113H104V112H106L108 109V99L105 97L106 96V89H105V87L103 86V84L105 83L106 84V82H103L102 81V78H101V75H104V74H101V73H104L105 72V74H107V72L108 73H111L113 70H114V68H116L117 70H119L120 68H121V63L125 60V62L126 63H128L129 65L127 66V68L129 69V70H131V69H134V68H136V67H153L152 69H153V72H149L148 74H146L145 75V77H142V81L139 83V84H136V86H141V87H147L148 85H151V84H153L155 81H157L158 79H160V76L161 77H163L164 75H166L167 73H169L170 71H173L174 69H175V65H178V66H181V65H184V63H185V61L184 60H182V59H186L185 58V56H182L183 54H184V52H183V54L182 55H180L181 57H173V60H170L169 59V56H167V57H160V58H158V60H153L152 58H149V55L151 54V47H148L147 45H145V43L147 44H149V45H153L154 47H155V45L153 44L154 42H157L158 44H160V45H162L163 47H165V48H169V47H172V46H174V45H176L178 48H180L182 51H185V49H191V47L193 48V47H196V45H198L199 46V48L198 47H196V50H194V51H199V53H203L204 51H206V50H211L212 51V49L213 48H216L217 46V48L215 49V51L220 47L219 46V43H220V41H221V39H220V36H219V33H221V32H225V31H227V26H228V24H229V21L226 19V20H219L217 17H210V19L207 21V26H200L198 29H194V25H198V20H200V19H202V18H205L208 14H209V12L213 9L212 7H211V5H210V2H209ZM213 1H215V0H213ZM218 1V0H217ZM220 1H224V0H220ZM235 1V3H242V5H244V7L246 8V6H247V8L244 10L245 11V15H246V18L244 19L243 18V20L241 21V19H240V16H239V13L238 12H236L235 10H232V8L231 7H229L230 6V4H228L229 6H228V8H227V10H229V11H227L226 12V15L228 14V16H230L231 17V19H232V21H234V23L235 24H238V25H244L245 23H249V20H253V19H261V18H264V0H234ZM180 2H182L183 4L185 3H187V4H189L190 3V5L189 6H186V5H184L183 6V8H180V7H178V9H174L175 8V6L177 7V3H180ZM216 2V1H215ZM228 1H224V3H227ZM232 2V1H231ZM110 3V2H109ZM182 3H181V6H182ZM229 3H230V0H229ZM124 4V3H123ZM123 4L121 3L120 5H122L123 6ZM125 5V4H124ZM186 6V7H185ZM172 10H174V11H172ZM125 11V12H124ZM248 13H249V15H248ZM106 16V17H105ZM105 17V18H104ZM120 17H122V19H123V22H127V23H130V24H132L134 27H136V28H138L137 30V32L139 33V30H141L142 31V29L144 30L145 28H148L147 30H146V32H144V35H140V36H138V37H136V38H134V40H133V42H136L135 44H136V46H137V49H136V47H135V49L137 50V51H135V50H130L131 52L132 51H134L135 52V54L133 55V57H131V58H127V54H129V49L128 50H125V48H124V50H123V45H122V49H121V43H120V41L119 42H116L115 43V40L114 39H112V38H110V45L108 44V45H105L104 44V42L106 41L105 40V38L107 37L108 38V32H110L111 33V37H112V32L114 31V29H119V31H120V33L122 34V30L120 29V25H116L117 24V21L119 20V18ZM88 20V19H87ZM73 27V26H72ZM65 28V29H73V28ZM115 27H117V28H115ZM210 27H213L214 28V30L213 31H210L209 30V28ZM93 28V27H92ZM2 30V29H1ZM64 30V29H63ZM74 31H75V29H73ZM63 32H66V34H68L67 32H69V31H63ZM260 32V31H259ZM0 33H2L3 35H4V33L3 32H0ZM72 33V32H71ZM70 32H69V34H71ZM78 33V32H77ZM1 34V35H2ZM61 35H63V36H65V33H63L62 34V32L60 33ZM59 34V35H60ZM0 35V36H1ZM60 35V36H61ZM263 35V34H262ZM261 35V36H262ZM4 36H6V34L4 35ZM60 36H58V37H60ZM68 36H70V35H68ZM72 36V35H71ZM119 36H120V34H119ZM66 37V36H65ZM262 37H264V36H262ZM228 38V37H227ZM9 39V38H8ZM70 39V38H69ZM228 39H230L229 41L231 42L232 40V38H228ZM261 39V38H260ZM62 40V39H61ZM64 40V39H63ZM72 40V39H71ZM74 40V39H73ZM131 40V41H132ZM204 40H207V43H202L201 41H204ZM12 41V40H11ZM10 41V39H9V43H10V47H7L6 45H4L3 46V49H2V51L1 52H3V53H6V54H8V52H14V48L16 47V44H14L13 45V41L11 42ZM130 41V42H131ZM264 41V40H263ZM193 42V43H192ZM132 43V42H131ZM130 43V45H132ZM72 44V43H71ZM125 44V43H124ZM20 45V44H19ZM120 45V46H119ZM15 46V47H14ZM118 46L120 47V48H118ZM132 46H134V44L132 45ZM14 47V48H13ZM70 47V46H69ZM13 48V49H12ZM134 48V47H133ZM12 49V51H10ZM132 49V48H131ZM141 51H140V50ZM139 50V51H138ZM60 51V50H59ZM261 51H262V49H261ZM117 52H118V54H117ZM138 52V53H137ZM142 52V53H141ZM253 52V51H252ZM3 53H2V55H3ZM125 54V55H119V54ZM262 53H264L263 51H262ZM1 54V53H0ZM14 54V53H13ZM54 54V53H53ZM5 55V54H4ZM3 55V56H4ZM55 55V54H54ZM122 56V57H116V56ZM243 55V54H242ZM246 55V54H245ZM260 55V54H259ZM262 55V54H261ZM264 55V54H263ZM5 57H6V55H5ZM13 57V56H12ZM50 57V56H49ZM48 57V58H49ZM51 57H53V56H51ZM116 57V58H115ZM246 57V56H245ZM252 57V56H251ZM254 57H255V55H254ZM253 57V58H254ZM4 58V57H3ZM107 58H110L111 60H114V61H111L112 63H110V62H107L108 61V59ZM120 58V59H119ZM127 58V59H126ZM247 58V57H246ZM264 58V57H263ZM8 59V58H7ZM51 59V58H50ZM87 59V58H86ZM127 60V61H126ZM220 60V59H219ZM235 60V59H234ZM239 60H240V58H239ZM90 61V60H89ZM102 61V62H101ZM160 62V64L158 65H156V66H154V64L156 63V62ZM170 61V62H169ZM49 62V61H48ZM96 62V61H95ZM248 62V61H247ZM9 63V62H8ZM84 63H86V62H84ZM94 63V62H93ZM125 63V64H126ZM40 64V63H39ZM87 64V63H86ZM95 64V63H94ZM142 64V65H141ZM5 65V64H4ZM7 65V64H6ZM72 65V67H70V68H67V67H69V66H71ZM98 65V64H97ZM97 65H94V66H97ZM247 65V64H246ZM250 65V64H249ZM253 66H254V64H252ZM82 66H83V64H82ZM84 66H86V65H84ZM87 66H89V64L87 65ZM91 66V65H90ZM94 66H93V68H94ZM99 66V65H98ZM133 66H135V67H133ZM240 66V65H239ZM238 66V67H239ZM101 67H103V66H101ZM248 67V66H247ZM250 67V66H249ZM258 67V66H257ZM38 68V67H37ZM42 68V67H41ZM84 68H86L85 70L87 71V67H84ZM98 67H96V69H97ZM224 68V67H223ZM240 68H242V67H240ZM40 69V68H39ZM91 69V68H90ZM101 69V68H100ZM243 69H245V66L243 67ZM34 71L36 70V69H33ZM31 71V73L32 72H34V71ZM89 70V69H88ZM38 71V70H37ZM90 71V70H89ZM93 71H95L96 72V70H93ZM100 71V72H99ZM175 71H176V69H175ZM217 71H219V70H217ZM222 71V70H221ZM240 72L242 71V70H239ZM238 71V72H239ZM244 71H246V70H244ZM26 72V71H25ZM25 72L23 73V74H25ZM36 72V71H35ZM81 72H83V71H81ZM80 72V73H81ZM117 72V71H116ZM159 73V76H155L156 75V73ZM227 72V71H226ZM62 73H65V72H62ZM77 73H79V72H77ZM34 74H36V73H34ZM71 74V73H70ZM91 74H92V72H91ZM97 74V75H98ZM262 74V73H261ZM56 75V76H57ZM73 75H77L76 73L75 74H72V76ZM151 75H154V76H151ZM228 75V74H227ZM226 75V76H227ZM234 75V74H233ZM244 75V74H243ZM263 75H264V73H263ZM30 75H28L27 76V78L28 79H30L31 77H29ZM52 76V77H51ZM230 76V75H229ZM232 76V75H231ZM230 76V77H231ZM237 76V75H236ZM244 76H250V78L252 77L251 76V74L250 75H244ZM33 77V76H32ZM45 77H44V79H45ZM51 77V78H50ZM58 77V76H57ZM56 77V78H57ZM76 77V76H75ZM83 77V78H82ZM100 77V78H99ZM165 77V76H164ZM196 77V76H195ZM234 77V76H233ZM27 78H25V79H27ZM55 78V77H54ZM62 78V77H61ZM66 78V77H65ZM249 78V79H250ZM259 78V77H258ZM32 79H34V78H32ZM43 79V80H44ZM48 79V81H51V80H49ZM60 79V78H59ZM67 79V78H66ZM71 79V78H70ZM73 79V78H72ZM86 79H89L88 81L86 80ZM99 79H101V80H99ZM124 79H126V80H124L125 81V83L127 82L128 84L130 83V84H133V83H135L134 81L135 80H137V77H135V78H129L128 76H126V77H124ZM256 78H254V80H255ZM31 80V79H30ZM29 80V81H30ZM47 80V79H46ZM56 80V79H55ZM162 80V79H161ZM161 80H159V81H161ZM198 80H199V78H198ZM257 80V79H256ZM23 81H25V83H27V84H31L32 82L30 81H26V80H23ZM52 81H54V79L52 80ZM59 80H56V85H57V82H58ZM123 81V80H122ZM123 81V82H124ZM185 81V80H184ZM247 81V80H246ZM251 81H253V79L251 80ZM13 82V81H12ZM41 82H42V80H41ZM41 82H37V85L38 86H40V83ZM44 82V81H43ZM62 82H60V85L62 84ZM254 82V81H253ZM46 83H47V81H46ZM251 83V82H250ZM255 83V82H254ZM20 84V83H19ZM18 84V85H19ZM26 84V85H27ZM48 84H51L50 82H48ZM54 84V87H53V84H51L52 85V87H50L49 85V87L50 88H55L56 87V85ZM183 84V83H182ZM190 84V83H189ZM215 84V83H214ZM253 84V83H252ZM7 86H8V84H6ZM25 85V84H24ZM24 85H21V87H19V89H17L16 87H14V88H16L17 89V91H14L15 92V95L16 96H18V99L19 98H21L23 95H24V93L23 94H21V93H18L19 91L21 92V90L24 88ZM25 85V86H26ZM35 85V84H34ZM44 85V84H43ZM68 85V86H69ZM124 85V84H123ZM28 86V85H27ZM27 86L24 88L25 90L27 89ZM33 86V85H32ZM36 86V85H35ZM58 86V85H57ZM181 86V85H180ZM193 86V85H192ZM226 86V85H225ZM249 86V85H248ZM23 87V88H22ZM31 87V85L30 86H28V88H30ZM214 87V86H213ZM213 87H209L211 90H213L214 88ZM228 87V86H227ZM4 88V87H3ZM20 88H22V89H20ZM34 88V87H33ZM36 89H37V87H35ZM38 88H40V87H38ZM58 89H59V92L61 91L62 92V94L63 93H65V92H63L62 91V89H61V87L59 86V87H57ZM57 88H55L53 91H55ZM64 88H65V86H64ZM67 88V87H66ZM179 88V87H178ZM195 88H198V87H195ZM4 89H6V87L4 88ZM4 89H1V91L2 90H4ZM12 89V88H11ZM23 89V90H24ZM36 89H34L35 91H36ZM58 89L56 90V91H58ZM183 89V88H182ZM181 88H180V90H182ZM9 90V89H8ZM19 90V91H18ZM28 90V89H27ZM29 91V92H35V91ZM194 90V89H193ZM199 90H200V88H199ZM198 90V91H199ZM7 91V90H6ZM55 91V92H56ZM70 91V92H71ZM174 91H176V90H174ZM173 91V92H174ZM177 91H178V89H177ZM216 91V93H217V89L215 90ZM221 91H222V89H221ZM220 91V92H221ZM11 92H13V91H11ZM22 92H24V91H22ZM52 92V91H51ZM54 92V93H55ZM61 92H60V94H61ZM183 92V91H182ZM219 92V91H218ZM237 92V91H236ZM251 92V91H250ZM18 94V95H17ZM20 94L22 95L21 97H20ZM28 94V93H27ZM34 94H36V92L34 93ZM61 94V95H62ZM174 94V93H173ZM178 94V93H177ZM207 94V93H206ZM218 94V93H217ZM220 94V93H219ZM12 95H14V94H11V96ZM14 95V97H16ZM49 95H51V100L53 99V97H52V93H50ZM60 95V96H61ZM64 95V94H63ZM66 95V94H65ZM213 95V94H212ZM248 95V94H247ZM9 96V95H8ZM28 96V95H27ZM31 96V95H30ZM202 96V95H201ZM214 96V95H213ZM218 96V95H217ZM216 96V97H217ZM10 97V96H9ZM29 97V96H28ZM105 97V98H104ZM177 97H178V95H177ZM248 97V96H247ZM11 98V97H10ZM9 98V99H10ZM47 98V97H46ZM45 98V99H46ZM180 98V97H179ZM201 98V97H200ZM14 99V98H13ZM17 99V98H16ZM23 99H24V96H23ZM28 99V98H27ZM61 99H63V97L61 98ZM103 99V100H102ZM178 99V98H177ZM12 100V99H11ZM181 100V99H180ZM7 101H9L10 103H11V101L10 100H7L6 99V102ZM20 101H22V98H21V100ZM42 101V100H41ZM63 101V100H62ZM61 101V102H62ZM66 101H63L64 103L66 102ZM249 101V100H248ZM4 102V101H3ZM6 102H4V105H2L3 103L0 101V104L2 105V108H3V106H6V104H8V103H6ZM12 102H14V101H12ZM19 102V101H18ZM17 102V103H18ZM23 103L24 102H26V101H22ZM52 102V101H51ZM72 102V103H71ZM193 102V101H192ZM21 103V102H20ZM23 103H21V104H23ZM78 103H80V105H81V103H82V107L80 108V107H78V106H76ZM187 103V102H186ZM255 105H257L258 106V104H257V102L255 103V102H253ZM53 104V103H52ZM54 104H55V101H54ZM183 105H184V103H182ZM188 104V103H187ZM221 104V103H220ZM1 105H0V107H1ZM11 105H12V103H11ZM14 105V104H13ZM20 104H17V105H14V106H12V107H9V108H5V110L3 109L2 111H0V124L1 123H3L4 121H7L8 120V118L9 117H12L11 116V114L12 113H16L17 111H18V109L20 108V106H19ZM183 105H179V106H181V109H182V106ZM189 105V104H188ZM187 105V106H188ZM53 106V105H52ZM74 106H76V107H78V108H80V109H78L77 110V108L76 107H74ZM166 106V105H165ZM186 106V105H185ZM256 106V107H257ZM54 107V106H53ZM60 107V108H59ZM63 107L65 108L64 110H63ZM76 108L75 110H76V112H74V111H72V110H74V108ZM172 107V106H171ZM176 107V106H175ZM213 107V106H212ZM249 107V106H248ZM2 108H0V109H2ZM50 108V107H49ZM56 108V109H57ZM61 108H62V110H61ZM73 108V109H72ZM95 108V109H94ZM186 108V107H185ZM189 108V107H188ZM258 108V107H257ZM56 109L54 108L53 110H55V111H51L52 112V114L53 113H56ZM174 109V108H173ZM261 109H264V107L263 108H261L260 107V109L259 110H261ZM255 109L253 108V111L252 112H255L254 111ZM258 110V109H257ZM256 110V111H257ZM62 111V112H61ZM64 111V112H65ZM74 112V113H73ZM262 113V112H261ZM261 113H259V116L261 117V115L262 116H264L263 114H261ZM65 114H66V112H65ZM193 114V113H192ZM205 114V113H204ZM253 114H255V113H253ZM12 115H14V114H12ZM57 114H55L54 116H56ZM246 115V114H245ZM244 115V117H247V115L245 116ZM250 115H252V114H250ZM193 116V115H192ZM249 116V115H248ZM256 116H258V113L256 114ZM15 117V116H14ZM236 117V116H235ZM243 117V119H245ZM39 118H41V119H43V117H39ZM213 118H215V117H213ZM252 118H255V116H252ZM251 118V119H252ZM259 118V117H258ZM262 118H264V117H261V119ZM13 119V118H12ZM41 119H38V120H41ZM72 119H75L76 120V122H73V123H75L76 124V126H75V129L73 128L74 127V125H73V127H72V124L70 123L71 121H72ZM246 119H248V120H250L251 122H249V123H247L246 124V126H247V129H248V127L250 126L249 124L251 123V125L253 124V122H257L256 121V119H250V118H246ZM245 119V120H246ZM258 120V123L260 124L261 123V125L263 124V126H264V120L262 119V120ZM180 120V119H179ZM198 120V119H197ZM239 120H240V118H239ZM239 120H237V125H235V126H237L236 128H234L233 129V127H235V126H233L235 123H233V127H232V129H233V131L235 130V129H238L239 127L238 126H240V127H242L243 125H244V123L245 122H243V125L242 124H239L240 122L242 123V120L239 122ZM247 120V121H248ZM253 120H255V121H253ZM9 121V120H8ZM42 121V120H41ZM43 121L46 123V121L43 119ZM47 121H49L48 119H47ZM55 121V120H54ZM253 121V122H252ZM197 122V121H196ZM236 122V121H235ZM132 123V122H131ZM258 123H257V125H258ZM42 124V123H41ZM228 124V123H227ZM256 124V123H255ZM255 124H254V126H255ZM5 125V124H4ZM4 125L1 127V128H3L4 127ZM7 125H9L8 124V122H7ZM6 125V127L8 128V126ZM40 125V124H39ZM70 125H71V127L72 128H70ZM130 125V124H129ZM242 125V126H241ZM249 125V126H248ZM222 126V125H221ZM135 127V126H134ZM139 127V126H138ZM250 127H252V126H250ZM256 127H259V126H256ZM1 128H0V131H1ZM5 128V127H4ZM6 128V129H7ZM221 127H218V130L220 129ZM227 129H230L231 127H226ZM244 128H245V125H244ZM254 128V127H253ZM252 128V129H253ZM6 129H4V130H6ZM39 128H37V130H38ZM122 129V128H121ZM151 129V128H150ZM214 129V128H213ZM212 129V130H213ZM215 129H217V128H215ZM214 129V130H215ZM240 129V128H239ZM238 129V130H239ZM242 129V128H241ZM251 129V128H250ZM256 129V128H255ZM3 130V131H4ZM70 130H72V132L70 131ZM74 130V131H73ZM124 130V129H123ZM139 130V129H138ZM217 130V131H218ZM237 130V131H238ZM244 129H242L241 131H243ZM246 130V129H245ZM254 130V129H253ZM3 131H1L0 133H2ZM205 131V135H206V131L208 132V130L206 129H204L202 132H204ZM211 131V130H210ZM228 131H232V130H228ZM236 131V130H235ZM240 131V132H241ZM247 131H249V129L247 130ZM247 131H245V133L247 132ZM251 131L252 130H250L249 132L251 133ZM255 131V130H254ZM7 131H5V133L3 132L1 135H3V134H7L6 133ZM111 132H113V130H111L110 131V133ZM143 132V131H142ZM145 132H146V130H145ZM150 133V131H148L147 130V132L146 133ZM222 132V130H220V133ZM226 132V131H225ZM257 132V131H256ZM264 132V131H263ZM149 133H148V135H149ZM210 133H212V132H210ZM213 133H214V131H213ZM216 133V132H215ZM232 133H234V132H231V134ZM244 133V132H243ZM118 134V133H117ZM116 134V135H117ZM208 134V133H207ZM224 135L226 134V133H223ZM236 134V132L234 133V135ZM240 134V133H239ZM238 134V135H239ZM247 134V136H249V135H252V133L251 134H249L248 135V133H246ZM245 134V135H246ZM253 134H255V132H253ZM0 135V136H1ZM21 135V134H20ZM115 135V136H116ZM160 135V134H159ZM163 135V134H162ZM216 135H220L219 133H216L215 135L213 134V135H211L212 137L213 136H215V137H213V138H217V137H219L220 138V136H217L216 137ZM224 135H222L221 137L222 138H225V137H223ZM243 134H241L240 136H242ZM261 136H262V138H263V133L261 132V134H260ZM150 136V135H149ZM161 136V135H160ZM169 136V135H168ZM209 136V135H208ZM226 137H227V135H225ZM247 136H244V139L246 140V141H248L247 139H249V138H247ZM257 136V135H256ZM256 136H254V135H252V136H250L251 137V139H252V141H253V138L254 137H256ZM34 137V136H33ZM114 138V136H111V138ZM142 137V136H141ZM153 137V136H152ZM230 137H233V136H230ZM238 137V136H237ZM236 137V138H237ZM253 137V138H252ZM123 138V137H122ZM143 138V137H142ZM218 138V141L220 140ZM228 138L229 137H227V138H225V139H227L228 140ZM240 139H241V137H239ZM243 138V137H242ZM258 139H259V141H260V137H259V133H258V137H257ZM257 138H255L254 140H257ZM261 138V139H262ZM23 139H25V140H23ZM184 139V138H183ZM251 139H249L250 140V143L249 142H247V143H249L250 145H251ZM114 141L116 140V139H113ZM185 140V139H184ZM222 140V139H221ZM221 140H220V142H221ZM237 140V139H236ZM235 140V141H236ZM244 140V141H245ZM263 140V139H262ZM88 141V140H87ZM141 141V140H140ZM180 141V140H179ZM187 141V140H186ZM189 141V140H188ZM215 141L217 142V139H215ZM225 141L226 140H222V142H224L225 143ZM229 141H231V139H229ZM229 141H228V143H229ZM245 141V142H246ZM259 141H258V143H259ZM116 142V141H115ZM119 142V141H118ZM142 142V141H141ZM146 142V141H145ZM196 142V141H195ZM199 142V141H198ZM202 142H205L204 144H206V142H207V140L205 141H201V143ZM227 142V141H226ZM233 142H234V140H233ZM232 142V143H233ZM237 142V141H236ZM244 142V143H245ZM254 142V141H253ZM111 142L109 141V144H110ZM114 143V142H113ZM123 143V142H122ZM153 143V142H152ZM178 143V142H177ZM228 143H225V145L224 146H226V144L227 145H229L230 146V144H228ZM231 143V145L232 146H234L233 144ZM235 143V142H234ZM244 143H241L242 145L244 144ZM255 143V142H254ZM82 144V145H81ZM86 144H88V143H86ZM137 144V143H136ZM139 144V143H138ZM199 144H200V142H199ZM203 144V143H202ZM209 144V143H208ZM207 144V146L208 147H206V150H201V149H203V148H197L198 150H196L197 152H200L199 154H201V155H203V157H205L206 155H207V157L206 158H208L209 159V156L208 155H210L211 156V149L210 148H213V146L212 147H210V145H208ZM218 144H220L219 142H218ZM218 144H216L215 146H217ZM223 144V143H222ZM222 144H220V145H222ZM237 144L240 146V142H237ZM249 144H247V146L249 147L250 145ZM260 144H262L261 142H260ZM259 144V145H260ZM107 145V144H106ZM120 145V144H119ZM118 145V146H119ZM141 145V144H140ZM197 145H198V143H197ZM201 145V144H200ZM236 145V144H235ZM241 145V146H242ZM258 144H255V146H257ZM264 145V144H263ZM84 146H86V145H84ZM120 146H122V145H120ZM124 146V145H123ZM163 146H164V144H163ZM199 146V145H198ZM204 146V145H203ZM203 146H201V147H203ZM206 146V145H205ZM205 146H204V148H205ZM214 146V147H215ZM219 146V145H218ZM217 146V147H218ZM245 146H246V143H245ZM244 146V147H245ZM82 147V148H81ZM105 147V146H104ZM114 146H112V147H110L109 146V148H111V149H109V148H107V150H106V152H115V156H116V158L117 159H119V161L118 162H121V163H119V164H121L120 165V167L118 168V169H115L116 171L114 172V169H113V171H112V169H111V171H112V173H111V171H109V173H111V174H113V176H112V180L114 179H118L119 177H120V175H125V174H131V173H133L134 171H132V170H135V169H138V167L136 166V165H140V161H141V159L139 160V155H137L136 154V156H132V155H130V156H126V155H122V153H123V151H122V149H123V147H122V149L120 148V149H116V147L115 148H113ZM210 147V148H209ZM215 147L216 149V151L218 150V148H222L221 146L220 147ZM227 147V146H226ZM226 147L224 148V149H226ZM263 147V146H262ZM87 148V147H86ZM140 148V147H139ZM234 148V147H233ZM235 148H236V146H235ZM237 148H238V146H237ZM247 148V147H246ZM250 148V147H249ZM253 148V147H252ZM256 148V147H255ZM8 149H13V151L12 152H14L15 150H17V154L16 153H12V152H10L9 153V151L10 150H8ZM114 149H115V151H114ZM131 149H133V148H131ZM191 149H193V150H195L194 148H191ZM209 149V150H208ZM228 149H230L229 147H228ZM232 149V148H231ZM239 149V148H238ZM127 150V149H126ZM160 150V149H159ZM192 150V151H193ZM214 149H213V152L215 153L216 151H215ZM240 150H242V148L240 149ZM247 150V149H246ZM246 150H244L245 152H246ZM258 150V149H257ZM90 151V152H89ZM155 151V150H154ZM174 151V150H173ZM196 151H193V152H196ZM220 151H221V149H220ZM219 150H218V152H220ZM223 151H225V150H223ZM227 151V150H226ZM232 151H235V150H232ZM84 152V153H83ZM132 152V151H131ZM136 152V151H135ZM135 152H134V154H135ZM156 152V151H155ZM164 152H165V150H164ZM175 152V151H174ZM212 152V153H213ZM217 152V153H218ZM228 152L229 153H226V154H231V152L228 150ZM237 152V151H236ZM235 152V153H236ZM22 153H24V154H27V155H22ZM133 153V152H132ZM140 153V152H139ZM162 153V155L159 157V155H158V159H156V157H155V159H153V160H151V161H149V159L148 160H144L145 162H143L142 163V168H143V166H144V173H143V178H142V180H147V183L145 184L144 182V184L145 185H139V188H135V189H137V190H135V191H133V193H132V191H131V195H132V199L131 198H129V196H131L128 192H130L129 190H127L126 189V187L124 188V186H122L123 187V195L121 196H118V203L120 204V202L121 203H123V204H127V205H132V204H134L135 203V198H138V199H142V201L143 200H145V201H149V202H145V203H158L157 205H161L160 207L159 206H157V205H155V206H157L158 208L157 209H159V208H166L167 210H169L170 208V206H171V204H173V202H177V204L179 205V203H180V206L182 205V203L179 201V199L180 198H178V199H176V201L174 200V197H172V194L170 195L169 193H172V192H174L175 190H171V188L169 189V190H171V192H167V194H168V196L170 195V198H168V196H166L167 194L166 193H164V187L162 186V183H161V181H163V179H174L173 180V183H174V187L176 186V182H177V180H178V182L181 184L182 182H183V180L187 177V176H192L193 177V175H195V173H194V169L192 168V166H193V164H194V162L193 161H197V160H199V159H197V157H198V153L195 155V159L196 160H193V158H191L192 157V154H194V153H192L191 154V152L189 153V152H187V154L189 155V154H191L190 156H188L187 157V154H186V160H180L179 162L178 161H175V163L176 164H174L173 162H174V158H173V160L171 161L170 160V158H165L164 157V155L165 154H163V151L161 152ZM214 153H213V155H214ZM224 153V152H223ZM90 154V155H89ZM117 154V155H116ZM127 154V153H126ZM129 154V153H128ZM133 154V155H134ZM160 154V153H159ZM169 154H170V152H169ZM204 154H205V156H204ZM234 156H231V157H236V154H238V153H236V154H234V152L232 153ZM240 155L238 156V157H240V159L242 158V164L241 165H243L244 164V166H240L238 169H241L242 170V167L244 168L243 169V172H244V170H246L245 168L247 167L245 164V161H244V157H241V152L239 153ZM113 155V154H112ZM120 155V156H119ZM176 155V154H175ZM174 155V156H175ZM181 155H182V153H181ZM201 155H200V157L199 158H201ZM213 155L211 156V157H213ZM215 155H217V158H216V156H214V159H216L217 161H215V162H217V163H213L214 164V166H215V164H217V165H219L220 163H222V162H224V159H222L223 161L221 162L220 160H219V158H220V154H219V157H218V154H216L215 153ZM247 155V154H246ZM19 156V157H18ZM117 156H119V157H117ZM123 156V157H122ZM154 156V155H153ZM166 156V155H165ZM169 156V155H168ZM170 156H172V155H170ZM185 156V155H184ZM223 156V155H222ZM230 156V155H229ZM243 156H244V153H243ZM21 157V158H20ZM26 157V158H25ZM142 157H144V156H142ZM237 157V158H238ZM18 158L19 159H22V163H20L19 161H21V160H18ZM94 158V157H93ZM176 158V157H175ZM178 158H179V156H178ZM181 158V157H180ZM182 158L184 159L185 157H183V155H182ZM223 158V157H222ZM213 159V158H212ZM212 159H211V161H212ZM221 159V158H220ZM234 159H236V158H234ZM253 159V158H252ZM143 160V159H142ZM218 160L220 161V163L218 164ZM247 160V159H246ZM250 160V159H249ZM234 161V160H233ZM238 161V160H237ZM251 161H253V160H251ZM117 162V163H118ZM138 162V163H137ZM201 162H202V160H201ZM200 162V163H201ZM203 162H204V160H203ZM214 162V161H213ZM260 162V161H259ZM262 162V161H261ZM93 163V162H92ZM91 163V164H92ZM198 163H199V161H198ZM240 163V162H239ZM239 163H238V165H239ZM247 163H248V161H247ZM250 163V162H249ZM97 164V163H96ZM148 164V165H147ZM210 164V163H209ZM225 164L226 163H224L223 164V166H225ZM84 165H86V164H84ZM95 165V164H94ZM221 165L222 164H220V168H221ZM39 166V167H38ZM92 166V165H91ZM116 166H117V164H116ZM174 166H178L177 168H178V170H179V168H181L180 170H181V174H180V171L178 172V171H176L175 169H172V168H174ZM195 166H196V163H195ZM201 166H203V165H201ZM213 166V165H212ZM250 166H251V163H250ZM249 166V167H250ZM103 167V166H102ZM227 167V166H226ZM100 168H101V166H100ZM196 168H197V166H196ZM204 168V167H203ZM210 168V167H209ZM218 168V167H217ZM220 168H218V169H220ZM253 168V167H252ZM256 168V167H255ZM182 169H183V171H182ZM197 169H199V166H198V168ZM196 169V170H197ZM227 169H228V167H227ZM237 169V170H238ZM249 169V168H248ZM13 170V171H12ZM76 170V169H75ZM170 170H173V171H175V172H178V173H175V174H178V175H172V173L170 172ZM202 170V169H201ZM207 170V169H206ZM209 170V169H208ZM215 170H217L216 168H215ZM223 170H226L225 168L223 169ZM240 170V171H241ZM91 171H93V168H92V170L90 169V170H88L86 173H84V174H82V176H80L79 177V179H78V181H80L81 179H82V181H83V178H84V176H85V174H87V173H90ZM105 171H106V169H105ZM204 171V170H203ZM218 171V170H217ZM249 170H247V173L248 174H246V171L244 172V177H246L247 179H248V177H247V175L249 176V177H251V179H252V176L251 175H249V173H251V171L250 172H248ZM196 173L198 172V171H195ZM202 172V171H201ZM207 172V171H206ZM216 172V171H215ZM95 173V172H94ZM108 173V172H107ZM194 173V174H193ZM217 173V172H216ZM223 173H224V171H223ZM242 173V172H241ZM241 173L239 172V171H237V172H235V175H236V177L237 178H239L242 182V185L243 186H245L244 184V177H243V175L241 176ZM2 174V173H1ZM10 174V175H9ZM12 174V175H11ZM104 174V173H103ZM106 174V173H105ZM110 174V175H111ZM187 175V174H189V175H187V176H185V178L182 180V177H181V175ZM191 174H193V175H191ZM199 174V173H198ZM210 174V173H209ZM6 175H7V173H6ZM107 175V174H106ZM218 175H219V173H218ZM218 175H216V176H218ZM246 175V176H245ZM37 176V175H36ZM93 176H94V174H93ZM181 177V179H180V181H179V179H178V177ZM189 176V177H190ZM206 176H207V173H206ZM216 176H215V178H216ZM21 177H19V178H21ZM24 177V176H23ZM28 177V176H27ZM109 177V176H108ZM122 177V176H121ZM128 177V176H127ZM179 177V178H180ZM192 177H191V179H192ZM195 177V176H194ZM210 177H212V176H210ZM254 177V176H253ZM58 178V179H59ZM188 178V177H187ZM186 178V179H187ZM196 178V177H195ZM62 179H64L63 177H62ZM73 179V178H72ZM104 179H105V177H104ZM107 179V178H106ZM177 179V180H176ZM184 180V182H186L187 180ZM189 180H188V184H190L191 183V181H190V178H188ZM194 179V178H193ZM198 178H196V179H194V180H197ZM204 179V178H203ZM217 179V178H216ZM224 179V178H223ZM227 179V178H226ZM229 179V178H228ZM250 179V180H251ZM254 179H255V177H254ZM261 179V178H260ZM259 179V180H260ZM67 180V179H66ZM120 180H121V178H120ZM182 180V181H181ZM193 180V181H194ZM201 180V179H200ZM213 180V179H212ZM258 179L256 178V181H257ZM258 180V181H259ZM19 181V180H18ZM29 181V180H28ZM27 181V182H28ZM38 181V180H37ZM37 181H36V183H37ZM72 181V180H71ZM105 181V180H104ZM174 181H176V182H174ZM189 181H190V183H189ZM206 181H208V180H206ZM210 181V180H209ZM246 181V185H248L251 181H249L248 180V182H247V180H245ZM57 182V181H56ZM66 182V181H65ZM95 182H97V184L99 185V180L98 179H94V183ZM106 182V181H105ZM164 182V181H163ZM166 182V187H165V190L166 189H168V184H167V182L169 183L170 182V180L169 181H165ZM211 182V181H210ZM261 182L263 183V180H261ZM261 182H260V186L262 185L261 184ZM15 183V182H14ZM13 183V184H14ZM20 182H18V184H19ZM31 183V182H30ZM29 183V184H30ZM35 183V182H34ZM70 183H72V182H70ZM70 183H65V184H63V187H62V190H61V193H59V194H61L62 195V197L65 195V194H67V197H66V199H65V201H66V205L67 204H69L68 202L70 201V200H72V197L73 198H75V200L77 199V200H79L80 202L82 201V203H86L88 206L86 207V208H88V209H84V210H80V209H82V207H79L78 208V206H77V208L76 207H71L72 206V202H70L71 203V205H67V207L65 208V209H63L62 211H61V213H60V216H56V217H60L59 219H58V222L56 223V226H57V228H55V225H54V228L56 229V230H54V232H55V237H53V239L55 238L56 240L53 242V243H48L49 244V246H48V244L46 245V249H47V246L48 247H50V248H52V250H53V248H55V249H58V250H65L66 252H69V251H72L73 252V250H74V248H76V247H74L76 244L75 243H77V242H75L74 243V241H70L69 243H71V244H75V245H69V243L68 244H65V241L66 240H68V238H65V240H64V237H66L67 236V234H68V232H67V228H66V226L68 227L69 226V224H71L69 227L70 228H72V224H74V225H77V229L76 228H74V229H76V231L78 230L79 231V229H81V230H83L84 232H81L80 231V233H82V235L85 233L86 234V236H87V239L89 238V237H92L93 239H94V242H95V240H96V242H97V240L99 241V242H101L100 243V245L101 246H103L102 245V243L104 244V247L106 248V246L105 245H108L109 244V247H110V245H112L111 247L113 248V250L111 249L110 251H114L113 253L115 254V255H113V256H116L117 254H118V256L117 257H121L122 256V258L123 259H127V260H129V259H133V261L134 260H136L135 262L137 263V262H139V264H229V260H226V258L224 257H222V251L219 253L218 251V249L220 248V247H222L223 245H225V243L227 244L228 243V241H229V239H228V234H229V232H230V228L232 227V225L230 224V222H229V225H227V226H225L224 224L226 223V221L225 220H228V219H206V220H201V219H192L193 217L191 216V217H189L190 219H187L189 222H193V221H195L198 225L200 224L201 225V228L202 229H205V232H208V231H206V230H209L210 228H213V229H211V231H209V232H211V233H209V234H212L213 236H211L210 238V240H209V243H208V245H214L215 243H216V245H218V247L219 248H215V249H213V248H209V249H205L206 247H205V245L203 246V247H201V248H203V251H205V252H203V253H201L203 256H200V255H198L197 253H196V255L198 256H196V255H194V253L196 252V251H194V253H193V255H191V252L189 251V249H190V247H194L196 244L195 243H192V242H194L193 241V239H194V237L192 236V234H195L196 232H197V229H199V228H197L196 226H194V227H196L197 229H196V232L194 233H192V232H189L188 230L189 229H187V228H189L187 225H190L191 224V226H192V222L190 223V224H188V221L187 220H185V219H183V220H185L186 221V223H185V225H184V230H183V228L182 229H179L180 228V224H178L177 222L175 223V224H178V226L177 227H179V228H177L176 226V228H174L173 226V224L174 223H172L173 222V220H172V218L170 219L171 220V222L169 221V219L167 220H165L164 218H166V217H168L169 215H168V213H169V211L171 210H169L168 211V213H166V212H164V216H163V213L161 212V213H156V212H154V214L153 213H151V214H153V215H155V214H157V217H162L161 219L162 220H165V222L167 221V222H170V225L173 227V229L171 228V227H168V226H170V225H167L166 226V224H168L167 222L165 223L164 222V224L162 223V224H160V220H159V224H157V222L156 221H154V222H156V223H153V224H151L150 222H152V221H149L148 220V222L150 223H146L147 222V219H148V214H150V213H146L145 215L147 216V219H144V220H146L145 222H143L142 220V223H146V226L147 227H149V230H148V228L147 227H145V224H143L144 226H142V225H140V226H142L141 228H139V224H137L136 226L135 225H131L132 223V221H133V216L134 215H137V213L136 214H134V212H133V215H130L129 214V212H130V210H127V211H129V212H126V211H124V212H126L128 215V217L127 216H125V218L127 219H125V221H122L123 223H126V221H128V222H130L129 224L127 223V225H130L129 227H124V226H126V224L125 225H123L122 227L121 226H119L120 224H118L119 222H121V221H118V220H124L123 218H122V216L121 215H123V217H124V215H126V213L125 214H123V210H125V207H123V209H122V211H113L112 209H110V206L108 207V201L107 200H105L104 201V203H103V201L101 202V197L99 196V199H98V202L99 203H97V205H96V203H95V205L93 204V203H89L90 201H91V199H89L86 195H83V193H80V192H77L76 194L75 193H73V191L74 190H72L69 186H70ZM123 183V182H122ZM178 183V184H179ZM193 183V182H192ZM192 183H191V185L190 186H192ZM196 183H198V182H196ZM196 183H194V184H196ZM204 183H205V181H204ZM256 183V182H255ZM258 183V182H257ZM38 184V183H37ZM39 184H41V182L39 183ZM38 184V185H39ZM43 184V183H42ZM54 184V183H53ZM61 184V183H60ZM107 184H110V182L109 181H107ZM121 184V183H120ZM128 184H130V183H127V185ZM187 183H184V184H181L180 186L182 187V185H186ZM211 184V183H210ZM223 184H224V182H223ZM227 184V183H226ZM11 185V184H10ZM15 185V184H14ZM33 185V184H32ZM31 185V186H32ZM75 184H73V186H74ZM102 185V184H101ZM111 185V184H110ZM122 185V184H121ZM163 185H165L164 183H163ZM169 185H172L171 184V182L169 183ZM197 185H199V184H197ZM194 186L195 187V190H197V188H199L200 189V187H198V186ZM202 185V184H201ZM205 185V184H204ZM206 185H207V183H206ZM222 185V184H221ZM229 185V184H228ZM252 185H253V181H252ZM255 185V184H254ZM253 185V186H254ZM257 185H259V184H257ZM256 185V186H257ZM13 186V185H12ZM12 186H9V187H12ZM18 186V185H17ZM34 186V185H33ZM36 187H32V190H34V191H41V189L43 188H41V186H40V188L37 186V185H35ZM79 186V185H78ZM81 186V185H80ZM105 186L107 187L108 185H106L105 184ZM173 186V185H172ZM179 186V185H178ZM188 186V185H187ZM230 186V185H229ZM232 186V185H231ZM9 187L7 188V189H9ZM14 187V186H13ZM40 189V190H38V188ZM100 187H104L103 185L102 186H100ZM173 187V189H175ZM184 187V186H183ZM181 188V189H185L186 190V188L184 187V188ZM194 187H192V189L194 188ZM202 187H203V185H202ZM201 187V188H202ZM206 187H208V186H206ZM214 187V186H213ZM217 187V186H216ZM258 187V186H257ZM256 187V188H257ZM263 186H261V188H262ZM14 188H16V186L14 187ZM13 188V189H14ZM52 188V187H51ZM190 188V190H191V187H189ZM205 188V187H204ZM219 188H221V187H219ZM6 189V190H7ZM81 189H83V188H81ZM180 189V188H179ZM217 189V188H216ZM230 189V188H229ZM229 189H227V190H229ZM44 190H45V188H44ZM134 190V189H133ZM177 190V189H176ZM187 190L189 191V189H188V187H187ZM194 190V189H193ZM192 190V191H193ZM195 190H194V192H195ZM202 190V189H201ZM201 190L200 191H198V192H201ZM205 190H207V188L205 189ZM226 190V191H227ZM231 190V189H230ZM257 190V189H256ZM259 190V189H258ZM261 191H263V189H260ZM9 191H11V188H10V190H8L7 192L9 193ZM168 191V190H167ZM182 193H181V192ZM203 191V190H202ZM220 191V190H219ZM13 192V193H12ZM11 192V194H13V195H15L14 197H16L17 199H19V200H25V199H28V195L25 193V191L23 190V191H21V192H17L15 189L13 190ZM45 192H47V191H45ZM51 192V191H50ZM175 192H177V191H175ZM175 192H174V194H175ZM179 192H180V194L177 192L176 194H179V196L180 195H182L183 194V190H179ZM213 192V191H212ZM216 192H218V190L216 191ZM51 193H53V192H51ZM51 193H47V195H49L50 197L44 202V203H42V204H40L41 206H40V208L43 210V211H45V212H51L52 210L51 209H53L52 207L55 205V204H52L51 203V200H55V201H57V202H59V200H57V199H55V198H53V196L55 195V194H53V196H52V194ZM204 193V192H203ZM202 193V194H203ZM206 193V192H205ZM205 193H204V195H205ZM208 193V192H207ZM206 193V194H207ZM215 193V192H214ZM221 193H222V191H221ZM227 193V192H226ZM231 193V192H230ZM233 193V192H232ZM11 194H9L10 196H13V195H11ZM57 195V197L58 196H61V195ZM112 194V193H111ZM164 194H165V197H164V202L162 201V197L164 196ZM173 194V195H174ZM175 194V195H176ZM188 193H187V191H186V194L184 193L182 196H185V195H187ZM195 194V196L196 195H199V194H197V192L196 193H194ZM201 194V193H200ZM254 194V193H253ZM262 194V193H261ZM260 194V195H261ZM8 195V194H7ZM174 195V196H175ZM258 195V194H257ZM9 196V197H10ZM160 196H162L160 199H161V201H162V203H160V202H158V201H160V199H157L158 197H160ZM182 196H181V199L183 200V198H182ZM191 196H193V195H191ZM191 196H188L189 198L191 197ZM207 197H208V195H206ZM219 196V195H218ZM225 196V195H224ZM232 196V195H231ZM234 196V195H233ZM243 196V195H242ZM249 196V195H248ZM55 197V196H54ZM109 197H112V195L111 196H109ZM171 197H172V199H171ZM200 197V196H199ZM202 197V196H201ZM262 197V196H261ZM264 197V196H263ZM59 198H61V197H59ZM176 198V197H175ZM185 198H186V200H187V197L185 196ZM195 198V197H194ZM227 198V200L228 201H230L231 200V198H230V200L228 199V197H226ZM234 198V197H233ZM237 198V197H236ZM235 198V199H236ZM247 198V197H246ZM255 198V197H254ZM5 199V198H4ZM166 199V200H165ZM169 199H171V202H170V200ZM195 199H198L197 201L199 202V199L200 198H195ZM194 199V200H195ZM235 199H234V201H235ZM245 199V198H244ZM258 199L259 200H257V201H260V197H258ZM121 200V201H120ZM124 200V201H123ZM172 200H173V202H172ZM185 200V199H184ZM183 200V201H184ZM188 200H190V199H188ZM187 200V201H188ZM211 200V199H210ZM220 200H222V202L223 201H225L224 199H223V197L222 198H220ZM264 200V199H263ZM1 201H5V200H1ZM73 201H74V199H73ZM157 201V202H156ZM182 201V202H183ZM187 201H184V202H187ZM193 199L189 202V203H193V202H195V201H193ZM201 201V200H200ZM234 201H233V203H234ZM250 201V200H249ZM92 202V201H91ZM129 202H131L130 204H128ZM141 202V201H140ZM167 202H170V205H169V207H167V205H168V203ZM216 202V201H215ZM218 202V201H217ZM240 202V201H239ZM255 202V201H254ZM1 203V202H0ZM55 203V202H54ZM81 203V204H82ZM118 203H116V204H118ZM144 203V202H143ZM160 203V204H159ZM203 203V202H202ZM225 202H223V204H224ZM241 203V202H240ZM8 204V203H7ZM111 204V203H110ZM125 204V205H126ZM139 204V203H138ZM177 204L175 203L174 205H176L177 206ZM190 204V205H191ZM195 204H197V203H195ZM200 204L201 203H199V206L198 207H200ZM257 204V203H256ZM259 204V203H258ZM15 205V204H14ZM74 205V204H73ZM107 205V206H106ZM147 204H145V205H143V206H146ZM174 205H172V206H174ZM186 205V203L183 205V206H185ZM212 205V204H211ZM210 205V206H211ZM228 206H229V204H227ZM237 204H235V206H236ZM241 205V204H240ZM262 205H263V203H262ZM76 206V205H75ZM123 206V205H122ZM150 208H151V206H150V204L148 205ZM171 206V208H172V211L170 212V215L171 214H173V213H176V209H177V207H176V209H174V211H173V208L174 207H172ZM180 206L178 207L179 209H177V211H179V213L181 212V209L182 208H180ZM182 206V207H183ZM189 206V205H188ZM192 206H193V208H195V206L196 205H194V204H192L191 206H189V207H191L192 208ZM202 206V205H201ZM209 206V205H208ZM207 206V207H208ZM238 206V205H237ZM18 207V206H17ZM16 207V208H17ZM89 207H90V209H91V213L89 212L90 210H89ZM106 207H108L109 209H107ZM137 208L139 207V206H136ZM154 207V206H153ZM225 207H226V205H225ZM249 207V205L247 206V208ZM264 207V206H263ZM127 208V207H126ZM130 208V207H129ZM132 208V207H131ZM150 208H148V209H150ZM161 208V209H162ZM192 208V209H193ZM196 208H197V206H196ZM215 208V207H214ZM216 208H218L217 207V205H216ZM231 208V207H230ZM148 209H146V210H148ZM153 209V208H152ZM151 209V210H152ZM165 209V211H167ZM185 209H187V208H185ZM184 208L182 209L183 210V213H181V215H182V217H184L185 216V212L186 211H184L185 210ZM198 209V208H197ZM229 209V208H228ZM231 209H233V208H231ZM238 209V208H237ZM243 209V208H242ZM19 210V209H18ZM22 210V209H21ZM89 210V211H88ZM93 210V211H92ZM117 210V209H116ZM134 210V209H133ZM156 210V209H155ZM160 210V209H159ZM159 210H157L158 212H159ZM190 208H188V210H187V212H186V214L188 213V211H189V213H192L193 212V210H191ZM196 210V209H195ZM14 211V210H13ZM113 211V212H112ZM131 211H132V209H131ZM149 211V210H148ZM154 211V209L152 210V212ZM163 211H164V209H163ZM203 211V210H202ZM209 211H210V209H209ZM212 211V210H211ZM242 211V210H241ZM25 212V211H24ZM44 212V213H45ZM104 213L105 215H107V217H105V218H108L107 220H103V222L101 223V220H97L96 222H90L89 220H86L87 218L89 219V217L90 216H92L93 215V217H96L98 214H100V213ZM146 212V211H145ZM151 212V211H150ZM197 212H198V210H197ZM197 212H195V213H197ZM228 212V211H227ZM234 212H236V210L234 211ZM243 212H245V211H243ZM243 212L242 213H240V214H243ZM10 214L12 213V212H9ZM20 213L21 212H19V216H21L20 215ZM89 213H90V216H89ZM101 213V214H102ZM131 214H132V212H130ZM165 213L168 215V216H166L165 215ZM188 213V214H189ZM195 213H193V214H190V215H194ZM202 213V212H201ZM201 213H199V214H201ZM237 213V212H236ZM246 213V212H245ZM14 214V213H13ZM13 214H11V215H13ZM187 214V215H188ZM198 214V213H197ZM197 214H195V215H197ZM198 214V215H199ZM210 214H212V213H210ZM230 214V213H229ZM8 214H6L5 213V211H4V208H2L1 207V205H0V234L3 232L4 233V235L3 234H1L2 236L0 237V239L1 240H3L4 241V238L3 237H5L6 238V240H9V237L7 236V234L10 236V235H14V239H18V241H19V239L21 240V237L22 236H24V238H25V234H27V231H29V229H31V228H29V227H26L28 224H23V225H26V226H24V228L23 229H21V223L22 222H17V221H13V220H16V218L15 219H13V218H10V217H8L7 216ZM23 215V214H22ZM25 215V214H24ZM54 215V214H53ZM56 215V214H55ZM152 215V216H153ZM159 215V216H158ZM160 215H162V216H160ZM174 215V214H173ZM171 216V217H175V216H177L176 214H175V216ZM184 215V216H183ZM194 215V216H195ZM202 215V214H201ZM217 215V214H216ZM27 216V215H26ZM28 216H29V214H28ZM31 216V215H30ZM29 216V217H30ZM99 216V215H98ZM101 216V215H100ZM104 216V215H103ZM119 216H120V218H119ZM129 216H130V219H129ZM138 216V215H137ZM203 216V215H202ZM206 216V215H205ZM12 217V216H11ZM33 217H35L34 215H33ZM54 217V216H53ZM131 217H132V219H131ZM135 217V219H137L136 218V216H134ZM170 217V216H169ZM178 217H179V214H178ZM200 217V216H199ZM204 217V216H203ZM212 217V216H211ZM218 217V216H217ZM225 217V216H224ZM234 217V216H233ZM245 217V216H244ZM27 218V217H26ZM25 218V219H26ZM86 218V219H85ZM91 218V217H90ZM150 218V217H149ZM154 218V217H153ZM153 218H151V220L153 219ZM180 219H179V221L181 220V216L179 217ZM186 218V217H185ZM201 218V217H200ZM207 218V217H206ZM31 219H33L32 217H31ZM103 219V218H102ZM155 219H157V218H155ZM174 219V218H173ZM8 220H11V222H9L8 223ZM116 220V221H118V222H114V221ZM161 220V221H162ZM176 220H178V218L176 219ZM191 220V221H190ZM230 220H232L233 221V219H230ZM25 220H23V222H24ZM29 221H30V219H29ZM33 221H34V219H33ZM104 221L107 223V221H108V226L107 227H109L108 229H105L106 227L104 226V228L101 226V224L102 225H104L103 223H104ZM138 222L137 220H134L133 222ZM141 221L139 220V222L138 223H141ZM158 221V220H157ZM182 221V220H181ZM28 222V219H27V221H26V223ZM31 222V221H30ZM37 222V221H36ZM39 222V221H38ZM61 222V223H60ZM136 222L135 223H133V224H136ZM163 222V221H162ZM175 222V221H174ZM195 222H193V223H195ZM234 222V221H233ZM25 223V222H24ZM66 223H68V225H66ZM181 223V222H180ZM227 223H228V221H227ZM232 223V222H231ZM239 223V222H238ZM30 224V223H29ZM35 224V223H34ZM38 224V223H37ZM45 224V223H44ZM43 224V225H44ZM184 224V223H183ZM183 224L181 225V226H183ZM31 225V224H30ZM39 225H41V224H39ZM66 225V226H65ZM165 225V226H164ZM194 225V224H193ZM196 225V224H195ZM197 225V226H198ZM206 225V226H205ZM29 226V225H28ZM32 226V225H31ZM38 226V225H37ZM42 226V225H41ZM41 226H38V227H41ZM135 226V227H134ZM26 227V228H25ZM49 227V226H48ZM99 227H101V228H103V229H100ZM124 227V228H123ZM193 227V226H192ZM223 227H224V229H223ZM33 228H34V226H33ZM37 228V227H36ZM69 228V229H70ZM145 228H147V229H145ZM171 228V229H170ZM191 228V227H190ZM228 228V229H227ZM44 229V228H43ZM46 229V228H45ZM53 229V228H52ZM169 229H170V231L172 230V232L173 233H170V231H169ZM193 229V228H192ZM36 230V229H35ZM106 230V231H105ZM124 230H127V231H124ZM174 230H175V233H174ZM176 230H179L178 232H176ZM180 230H182V231H180ZM191 230V229H190ZM195 230V229H194ZM200 230V229H199ZM224 230H226V231H224ZM228 230V231H227ZM150 231V232H149ZM156 231V232H155ZM159 231H161V233H159ZM167 231H169V232H167ZM192 231V230H191ZM32 232H34V230H32L31 229V233ZM126 232H128V233H131L130 235H128L129 237H127L126 239H128V238H130V236L131 235H133V236H135L136 237V239L138 240V241H142L141 242V244H139L140 242H138L137 240V242L138 243H136V242H133L132 241V243H130L131 241V239H129V241L130 242H127V241H124V237H122V236H124V234ZM153 232H155V233H157V235L160 237V239H156V237L157 236H153ZM199 232V231H198ZM200 232L202 233V231L200 230ZM6 233V234H5ZM37 233H39V232H37ZM36 232H35V234H37ZM42 233H43V236H44V234H45V232H43L42 231ZM42 233H40L41 235H42ZM48 233V232H47ZM46 233V234H47ZM80 233H79V235H80ZM121 233V234H120ZM124 233V234H123ZM147 233H150V234H147ZM151 233H153V234H151ZM170 233V234H169ZM191 233V234H190ZM207 233V234H208ZM29 234H30V232H29ZM34 234V233H33ZM34 234V235H35ZM45 234V235H46ZM127 234V233H126ZM32 235V234H31ZM38 235V234H37ZM149 235H151L150 237H148ZM155 235V234H154ZM43 236H37V238H36V235H35V238H36V240H33V239H31L30 240V242L33 240V241H37V240H39L38 242H35L34 244H36V247H39V248H41L42 246H44V249H45V239L43 240ZM47 236V235H46ZM46 236H44V237H46ZM52 236H53V232H52V235H50V239L52 238ZM71 236V235H70ZM81 236V235H80ZM84 236V235H83ZM118 236H119V238H120V236L122 237V238H124L123 240L122 239H119L118 238ZM127 236V235H126ZM125 236V237H126ZM133 236H131V237H133ZM153 236V239L151 238ZM192 236V238H191V240H192V242H190V240H188L190 237ZM196 236H198V234L196 235ZM195 236V237H196ZM201 236V235H200ZM205 236V235H204ZM210 236V235H209ZM69 237V236H68ZM106 237V238H105ZM134 237V238H135ZM217 237V239H215ZM27 238V237H26ZM31 238H33V236H31ZM86 238V237H85ZM134 238H132L133 240H134ZM161 238H163V239H161ZM187 238V239H186ZM197 239H198V237H196ZM202 238V239H201ZM203 236L202 237H199V239H201L202 241H203ZM205 238H206V236H205ZM230 238V237H229ZM47 239V238H46ZM78 239V238H77ZM90 239V238H89ZM92 239V240H93ZM140 239V240H139ZM151 239V240H150ZM183 239H185V241H184V244H185V242L186 241H188V242H190V244L188 245V244H183L182 245V243H183ZM197 239H195V242L197 241ZM198 239V240H199ZM253 239V238H252ZM251 239V240H252ZM257 239V238H256ZM0 240V242H2ZM28 240H29V238H28ZM49 240V239H48ZM52 240V239H51ZM70 240H72V239H70ZM74 240V239H73ZM81 240V239H80ZM154 240V241H153ZM160 240H162L163 242H160ZM226 240H228V241H226ZM258 240H260V239H258ZM264 240V239H263ZM18 241H16V242H18ZM22 241V240H21ZM25 241V240H24ZM53 241V240H52ZM51 241V242H52ZM181 241H182V243H181ZM205 241V240H204ZM203 241V242H204ZM206 241H207V239H206ZM226 241V242H225ZM248 240H246L245 242H247ZM253 241H255V239L253 240ZM30 242H28L29 244H30ZM78 242H79V240H78ZM84 242H86V241H84ZM92 242V241H91ZM178 242H180V243H178ZM225 242V243H224ZM257 242V241H256ZM256 242H254V244L256 243ZM261 242L262 241H260V243H258L259 245H263L264 243L262 242V244H261ZM25 242H23V245H27V244H24ZM66 243H67V241H66ZM80 243V242H79ZM164 243H166V244H164ZM201 243H199L198 242V245L200 244V246H201ZM248 243V242H247ZM17 244H19V243H17ZM20 244H22V243H20ZM31 244H32V242H31ZM83 244V243H82ZM82 244H80V245H82ZM94 244V243H93ZM98 244V243H97ZM144 244H146V246H147V244H149V245H151V248L150 249H148V250H145L144 251ZM167 244H171V246H166ZM175 244L177 245V246H179V247H177L178 249H176V251H173V250H175L174 248L176 247L175 246ZM194 244V245H193ZM206 244V243H205ZM232 244V243H231ZM257 244V243H256ZM84 245H86V244H84ZM149 245L147 246V247H149ZM172 245H173V247H172ZM193 245V246H192ZM207 245V244H206ZM208 245H207V247H208ZM249 245V244H248ZM259 245L257 246L258 247V249L260 250V249H262V247H260L259 248ZM22 246V245H21ZM34 246V245H33ZM77 246V245H76ZM88 246V245H87ZM87 246H81V247H79V245H78V249H80L81 248V250L79 251V252H77L76 251V253H75V255H74V257H73V261L76 263V264H79V263H81L82 261H85V258H86V256L90 253V254H92L93 252H89V251H87L88 249L87 248H89V247H87ZM146 246H145V248H146ZM28 247H31V246H27L26 248H28ZM92 247V246H91ZM155 248V249H157V250H154V249H152V248ZM169 247H172L173 248V250L171 251L170 249H168ZM226 247H228V249H226V250H223V249H221V250H223V251H227V250H229L230 249V247L228 246V245H226ZM254 247H256V246H254ZM256 247V248H257ZM14 249H10L9 247H8V245L6 244V242L5 243H3L2 242V244L0 245V249H2L3 250V252L1 253V255H0V264H15V259H17V255L18 254H20V252H27L26 250H28V249H22L20 246H19V248H21V250L19 251V248H18V246L16 245V247H13ZM32 248V247H31ZM30 248V249H31ZM85 248L87 249V250H85ZM104 248V249H105ZM167 248V249H166ZM189 248V249H188ZM191 248V249H192ZM195 248V247H194ZM200 247H199V249H198V247H197V245H196V250L197 251H199L200 249H201ZM263 248H264V245H263ZM42 249H43V247H42ZM43 249V251H41V253L42 252H44L45 250ZM77 249V250H78ZM99 249V248H98ZM101 249V248H100ZM107 250H109L108 249V247L106 248ZM147 249V248H146ZM205 249V250H204ZM231 249H232V247H231ZM49 250V249H48ZM89 250H91V251H93L92 250V248L90 249L89 248ZM95 250V249H94ZM167 250H170L171 252H173V254H170L171 252L170 251H167ZM195 250V249H194ZM209 250V251H208ZM247 250V249H246ZM13 253V255H15V257H11V258H6L7 256H8V254H10L11 252ZM30 251V250H29ZM57 251V250H56ZM56 251H55V253H56ZM98 251V250H97ZM201 251V250H200ZM50 252H51V249H50ZM52 252H54V251H52ZM63 252V251H62ZM88 252V253H87ZM96 252V251H95ZM99 252V251H98ZM103 252V251H102ZM102 252L100 253L99 252V254L101 255L102 254ZM106 252H109V251H106ZM110 253V254H113V253ZM168 252V253H167ZM229 252H231V251H229ZM11 253V254H12ZM45 253V252H44ZM46 253H47V251H46ZM45 253V254H46ZM57 253H59V252H57ZM199 253V254H200ZM22 254V253H21ZM61 254H63V253H61ZM66 254V253H65ZM87 254V255H86ZM95 254V253H94ZM99 254H96L99 258H100V256H99ZM170 254V255H169ZM230 254V253H229ZM48 255V254H47ZM54 255V254H53ZM57 255H59V254H57ZM71 255H72V253H71ZM103 256H105V254L103 253L102 254ZM223 255H224V253H223ZM227 255V254H226ZM56 256V255H55ZM63 256V255H62ZM61 256V257H62ZM66 256H67V254H66ZM65 256V257H66ZM69 256V255H68ZM73 256V255H72ZM93 257L95 256V255H92ZM102 256V257H103ZM109 256V255H108ZM113 256H112V258H113ZM195 256V257H194ZM220 256V257H219ZM3 257H5V258H3ZM54 257V256H53ZM61 257H59V259L61 258ZM64 257V256H63ZM62 257V258H63ZM64 257V258H65ZM89 259H91V262H92V258H91V256L89 255V256H87ZM96 257V256H95ZM95 257H94V259H95ZM97 257V258H98ZM221 257L223 258L222 260H221ZM228 257V256H227ZM4 260H3V259ZM54 258H58V256L57 257H54ZM68 258V257H67ZM69 258H71V256H69ZM87 258V259H88ZM98 258V259H99ZM230 258V257H229ZM55 259V260H56ZM86 259V260H87ZM89 259H88V261H89ZM96 260L97 262H95V264L97 263L98 264V261L99 260H103V259H99V260ZM244 259H246V257L244 258ZM247 259H248V257H247ZM246 259V260H247ZM44 260V259H43ZM54 260V259H53ZM62 260V259H61ZM60 260V261H61ZM72 259H68V260H65V261H67V263L68 264H72V261H71ZM230 260H231V258H230ZM236 260V259H235ZM60 261H58V262H60ZM64 261V260H63ZM63 261H61L60 263L62 264V262ZM87 261V262H88ZM101 261H100V263H101ZM111 261V260H110ZM126 261V260H125ZM132 261V262H133ZM244 261V260H243ZM248 261V263H249V259L247 260ZM42 262V261H41ZM86 262V263H87ZM90 262V261H89ZM91 262L90 263H87V264H91ZM104 262V261H103ZM103 262H102V264H103ZM131 262V263H132ZM244 262H246V261H244ZM244 262H242V263H244ZM257 262V261H256ZM86 263H82V264H86ZM135 263V264H136ZM231 263V262H230ZM251 264L253 263L252 262V260H251V262H250ZM249 263V264H250ZM255 263V262H254ZM19 264H25L24 262H19ZM41 264V263H40ZM63 264H65V263H63ZM92 264H93V262H92ZM106 264V263H105ZM109 264V263H108ZM115 264H118V262L117 263H115ZM120 264V263H119ZM232 264H233V261H232ZM245 264V263H244ZM247 264V263H246Z\"/></svg>",
  "mask_w": 264,
  "mask_h": 264
},
{
  "label": "water",
  "instance_id": "water-1",
  "mask_svg": "<svg viewBox=\"0 0 264 264\" xmlns=\"http://www.w3.org/2000/svg\"><path fill=\"white\" fill-rule=\"evenodd\" d=\"M4 45H6L7 47H10L9 39L6 36L2 35L0 36V53Z\"/></svg>",
  "mask_w": 264,
  "mask_h": 264
}]
</instances>
